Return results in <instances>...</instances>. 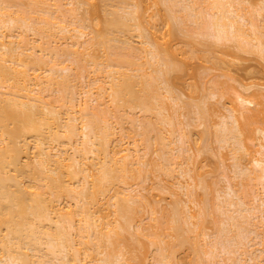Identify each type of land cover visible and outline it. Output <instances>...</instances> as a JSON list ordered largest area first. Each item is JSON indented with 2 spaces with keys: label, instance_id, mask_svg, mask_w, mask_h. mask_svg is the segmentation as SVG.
Segmentation results:
<instances>
[{
  "label": "bare ground",
  "instance_id": "1",
  "mask_svg": "<svg viewBox=\"0 0 264 264\" xmlns=\"http://www.w3.org/2000/svg\"><path fill=\"white\" fill-rule=\"evenodd\" d=\"M12 1L13 0H11V1L10 0H0V264H133L134 259H135L134 264L135 263L141 264L144 261V259H145V263H146L147 262L146 259L149 257V254L140 253L141 251L139 250L141 248V246L144 248V246H145V244L143 242L144 240L142 241L144 246L143 245L135 246L141 240V239L139 240L138 236L143 237L142 235H139V234H144L142 232L140 233V231H139V230H141L140 227L149 225V224H146V225L140 226L139 222H142L143 219H141V221H138L139 225L135 222V220L139 216L141 217L144 214L143 216L145 217V212L143 211V209H144L143 205L144 204H142V200L139 199L140 196H138V197L136 196L138 193V192L136 193V191H135L136 190L135 188L137 187V185L135 186V188L133 187L136 195H134L135 193L131 192L133 194V196L129 194L130 193L129 191L133 190V189L129 190V187L127 189H125V190H128V193H127V191H124V194H126V195L129 194L126 197V196H123V193L119 190V188H121V190H122V188H123L122 185H124L123 183H125L127 185L128 181L132 180V179L134 180L135 177L137 179V182H134L135 180L134 181L132 180V183L134 182L133 183L134 185L136 183V184H138L139 187H141V185L138 183V177L136 174V170L137 171L139 170L141 172L143 170H145L144 167H145L147 156L149 155L150 150L156 149V148L149 146V144L152 145V143H153V142L151 143L152 139H150V137L153 135V133L156 130L155 134L157 135V137L159 136V138L157 139V137H156L154 139L155 140L157 139V141H158L161 138V134H163V133L160 130V125H158L159 128L158 127L156 128L155 125H157L158 123L163 124V122H164V119L162 121V117L164 116V115H162L163 111L161 113H159L157 103L154 102V101L158 100V99L154 100L156 93L155 92H153L154 94L152 93V90L156 85L154 87L152 86L153 82L155 83V80L152 82L153 78L150 77L152 75H150L149 72L154 71L152 73L154 76V73L156 71L158 72V69L156 70L154 68L156 63L158 64L157 65L158 68H161L159 66H162V68H161L162 71H160L161 73H159L158 75H159V77H162L164 75L163 76L164 78L163 79L161 78V80L163 81L166 79L165 83H166V85H168L169 82L167 79H169L170 76L168 77L167 74L168 73L170 74L172 70H175L171 66V65H174V63H170V58L165 56V53L164 54L161 53V52H164L163 51L164 49H163V47H161L162 49L159 47L160 46L159 42H158V44L156 42L154 43L153 42L154 39L153 40L151 39L152 35L148 33V31H147L148 29L144 24L145 17L141 18V16L138 15L139 13H137V12H140V11H138L140 9L139 8L140 6L138 7V5H140V4L137 5L138 2H135L136 7L138 8V10H136L137 8H135V9L133 8L135 4L134 5L132 4V3H134V1L131 2L130 0H125L124 1L125 3L131 2L129 4L133 5L131 8L133 11L130 12L131 9L129 7H127L128 9H126V10L122 9L123 11H125V12H122L123 13L122 14V13H120V10H119L120 8H119L118 4L122 1V3H121L122 6H120V7H124L125 5L123 6V4H124L123 0H121V1L118 0V1H120L119 3H116L115 2L116 0L115 1L103 0L102 10H105L103 15L106 16L105 23H104L105 24V30L103 31L104 35L102 36L100 34H97L99 32L98 31L95 34L90 35L91 37L89 39H85L84 41L82 40V42H81L80 39L75 38V36L78 37V32H79L80 37H82L84 34L87 33L86 30L82 27L86 28L89 23L91 25H94V24L98 25L96 22H98V20L100 21V19H98L95 22L94 21L95 19L91 18L92 14H90L91 17H89V16L83 17L84 13L81 16L80 12H81V9L84 8L83 7L84 5L80 6L81 7V9H80L78 7V5L74 4L73 8L75 7V9H78V8L80 9V12H79L80 17H76V18H74V20L72 19V17L71 18L69 17L70 20L68 19L67 21H64V17L66 19L67 15L65 16L64 14L59 13V12H61V10L59 8L62 7L63 4L61 5V2L63 0L62 1L57 0V2H56L57 5H56V3H54L56 0L53 1V3H51V4H49L50 0H47V1H49L48 4L45 2V0L44 1L43 0H29L30 2L27 0L28 2L27 1L26 2L32 4L31 6L33 8V9L32 8L29 9L27 6L28 10H27V8L25 10L24 9L25 7L24 8L22 7L21 9H19L20 7H18L19 5H17L16 3H13V4L14 5L16 4L18 9H16L17 7L15 6L16 7L15 8L14 5H13V8H15V9H11V6H12L11 2ZM20 1L22 3L23 0H20ZM58 1H59L60 5L58 4ZM71 1L74 2V0H71ZM76 1L78 2V0H75V2ZM99 1H101V0H99ZM158 1L162 2V0H158ZM164 1H165L164 4L166 6V3L168 2V0H164ZM170 1H172V3L171 2L167 3L168 7H169V4H172V5L177 4L176 2H178L179 0H170ZM182 1L184 2V0H182ZM190 1L191 0H189V4H191V5H189V4H187V5H189L188 7L189 8L191 7V9H190V11L188 9H186V11L189 12V14L192 18L193 17L195 18L196 22H198V25H197V23H195L196 25H194V24L193 25L199 26L198 27L199 30L201 29L199 31V30H197L198 29L197 27L195 28L194 26H191L192 28L194 27L195 30L192 29L191 27L188 28L190 33L192 31V34H193V32L196 30L199 32L202 31L206 34L208 33L209 35L213 34V36H214L213 38L216 39V37H218V38H221V40L224 39V37L227 38L230 35H232V36H230V38L231 37H233V38L237 37V40H240L239 41L240 43H242L244 41L247 43V45H250V44L253 46L255 45L254 47H256L259 50V52H261V54H263V52H264V37H263V35H261V31L263 34V30H261L262 28L259 27L261 24L258 26L259 23L258 22H257L258 24L255 23V20H254L255 18L252 19V16L250 17L253 10L256 12L255 6L252 5L253 9L250 8L251 7L250 5L254 4L253 1H251V0H205V1L200 0L202 2L208 1V3H206V5L208 4V6L205 8L209 9L208 11H209L211 18H209V14L206 11H204V12H206L208 14V16H206V17L202 16L203 10H206V9H204L203 6H201L202 2L199 3V0H196L195 2H198L199 5H195L196 3H194V6H193L194 0L192 1V3H190ZM26 2H24L21 5H28ZM80 2H81V0H79V4L81 5ZM82 2H83V0H82ZM96 2L94 3V1H93L94 6L96 5ZM183 2H181V3H183ZM186 2L188 3V1H186ZM86 3H87V1H85V4ZM128 3H127V5H129ZM43 4H45V6ZM88 4H86V5H88ZM52 5L55 6V10L53 8H51ZM172 5H170L171 7H169L172 11L170 9H169V11L171 12L172 17H174V19H175L176 15L174 16V12H175L174 9H176L179 4H177V6L174 5V6H176L175 8H172L173 7ZM203 5H205V3ZM259 5H262V4H259ZM259 5H258L259 8L257 9L258 10L257 13L258 12L260 13V11L264 8V7L261 8ZM76 6H77V8H76ZM91 6H93V5L91 4ZM182 6H183V4H182ZM95 7H97V6H95ZM183 7H185V6H183ZM125 8H126V6H125ZM56 9L60 10L58 12L60 14V16L61 15L64 16V17L61 16V18H60L61 20L63 19L62 23L55 22L56 19L52 20L54 16L58 15V14H56V15L54 14V13H56L55 12ZM65 9H67V8L65 7ZM86 9H87V12L89 15V11H91V10L88 7H86ZM141 9H142V7H141ZM93 10L95 12L97 10V8H94ZM127 10H130V11L128 12ZM166 10H167V6H166ZM181 10H183V8ZM48 11L54 12V13L51 12L52 16H53L52 19L50 18L51 14L48 17V14H49ZM99 11H100V9H99ZM126 11H127V13H126ZM44 12H45V14L47 12V16H45V14L44 15L42 14ZM67 12H68V10H67ZM67 12L65 11L64 13L67 14ZM75 12H76V10H75ZM94 12H93V15H94ZM134 12H136V15ZM178 12H179V10L177 11V15H179ZM250 12H251V14H250ZM255 12H253L254 16H255ZM105 13H106V15H105ZM124 13H126V14H124ZM129 13H132V14H129ZM143 13H145V12L144 11L142 12V10H141V14H143ZM263 13H264V11L261 12L260 15H262ZM166 14H168V13H166ZM186 14H188V13L186 12ZM203 14L205 15V13H203ZM95 15H96V13H95ZM188 15L186 17L184 15V18H187ZM58 16H56V17L58 18ZM74 16H77V15H74V13H73V17ZM98 16H99V18L101 17V15H99V14H98ZM143 16H145V14H143ZM258 17H259V14H258ZM260 17H263V16H260ZM90 18H91V20H93L92 23L90 22L91 21ZM96 18H98V17H96ZM177 18L180 20V21L178 20V23L181 26L182 25L181 22L184 23L183 22L184 18H183V16L181 17V15H179V17H177ZM205 18L208 20H206ZM60 19H59V21H61ZM101 19H102V17H101ZM172 19L173 18H171V21H172ZM182 19H183V21H182ZM78 20H79V22H78ZM57 21H58V19H57ZM86 21L89 23L87 24ZM103 22L101 21V24L99 23V25L102 26ZM175 22L178 25L176 19H175ZM188 22H187V24H188ZM192 22H193V20H192ZM55 23H57L56 29L57 30L59 29V31H61V33L59 31H57V33H53V31H52V33L55 35L59 33L57 35V37L55 36L56 38H58V36H59V39H60V37H63V38L66 37L64 39L66 41H67V38L68 39L71 38V39H69V41L71 40L70 43L73 46L69 43V41H67L66 45L70 44L71 46L68 45L69 49L66 48L68 50H66L67 54L66 53L65 54L68 56H71L72 59L74 58L75 59V60H73L74 63H77V62H75L76 60L79 61V59H78V57H76L75 53H77L79 50L81 51L82 48H83V50L86 49L84 46H87V47H89V45L92 47L94 46L93 47L94 50L92 49V47H91L92 50L90 48H89L90 50L87 48L89 51L86 50L87 54L89 52V54H90L89 56H92V60L88 59L89 56H86V60L88 59L87 60L88 62H86V61L83 62L82 64H84V66H82V67H85V63H86V66L90 65L91 63L90 64H88V63H89V60H91L98 67L97 71L98 72L102 71V73H100V74H102V75L104 74V75H103V77H102V75H100V76L97 75L96 78L95 77L92 78L93 76L90 78L89 74H91V70H88V68H90V67L89 66H87L88 68L85 67L88 72L90 71V73L89 74H86V72L84 74L82 73L84 77L88 76L85 78L87 84H85L86 86L84 87L85 89L83 90L85 92V94H87V96H85V98L82 97L83 99H86L88 97V99H86L85 101L83 100L84 103H83V101L81 102L82 98L75 97V96H78V95H76V93L74 94V96L72 95L71 92H70L71 95L69 93L70 96H68L66 94V92L69 91L68 88H66V87L67 86L69 87V85L72 82L73 83L75 81H76L75 83L78 82L77 79L75 80L74 76L79 79V82H81L80 76H82V74L80 76H76L75 75L77 73L76 69H74V70H76L75 74L71 73V71H73L72 65L70 66L69 63L67 65H64V64L62 65L61 61H63V60H61L60 57L58 60L59 51H60V56H61V53L63 51V48H62V47H64V46H62L63 43L61 41V43L59 44V41H58L59 39H57V41H58V43L56 42L57 43L56 46H58V48H57L55 45H53V43H55V40H54V42L52 43V45L54 46L53 47L51 45V39H53V38L56 39V38L54 37V35H53V38H51L52 35L49 36V33H48L51 30H53L51 28H54ZM75 24H76V26H72ZM169 24H171V23H169ZM187 24H184V25L186 26ZM249 24H251V26L253 27V28L248 27L249 30H250V28L253 30V31L250 30V31H252V33L249 30H247V28L245 27L246 25L249 26ZM91 25H89L88 27H91ZM262 27H263V25H262ZM136 28L139 29V30H137V31H139V32H137L138 36H142V37L147 38L145 40L143 38L144 41L151 43L150 40H152L153 44L157 45V46H154L153 44L152 45L150 44L151 47L152 46L156 47L154 49L155 51L149 49L151 51H154V52H152V53H154L152 55V57L154 56L152 69L153 68L155 69V70H152V71H149L146 73V74L149 73V75H150V76L148 75L149 76L148 78H149V80L151 79L150 81L152 83L150 85H149V83L147 84L148 80L145 82L147 76H146L145 72L143 73V71H145V69H143V67H142V66H144V68H146L145 65H143V63H142L141 64L142 66L140 67L141 68L140 69L138 65H140L139 63H141V62H137L138 60L143 58V56H142V58H139L138 56L142 55L143 54L142 52H145V53L147 52V49L145 46V44H147V43L144 42V44H142V45H144L145 48H143L144 47L143 46L142 49H140V50L138 49L139 48L138 46L132 45L134 47V49H135V47H136V49H138L137 52L139 51L142 53V54L141 53L139 54V52H138L137 53L138 55L136 53H134L136 50L133 52V49H132L133 47L129 43V41L131 42V40L128 37H129L130 33L133 32L134 29H136ZM172 28L174 29V27L171 24V31H172ZM259 28H261V29H259ZM94 29L96 30L95 26H94ZM101 29H103V28H100V29L98 28V30H101ZM176 29H178V28H176ZM184 29H187V28L184 27ZM190 29H192V30L190 31ZM29 30L32 31V33H33V31L37 32L36 34L34 33V35L36 36L38 34L39 37L37 38V36H36L35 37L36 39L35 38H34V40L31 39V37L33 38L34 35L32 36V34H31V37H30L29 36L30 34L29 35L27 34V32H29ZM89 30L91 31L90 28L88 29V31ZM95 30L93 31V33L96 32ZM178 30H180V32H182L181 28H179ZM175 31L176 30H174L172 32L175 33ZM54 32H55V30H54ZM64 32H65V34H63L64 36H61L60 34H62ZM68 32H70V33L66 34ZM103 32H102V34H103ZM121 32H123L124 35L126 32L128 37L127 36L122 37V35H120V34H123V33H121ZM135 32H136V30H135ZM188 33L186 32L185 34L188 35ZM204 33H202V34H204ZM90 34H91V32H90ZM132 34H134V33H131V35ZM192 34H191V36H192ZM199 34H195V35H199ZM73 36L77 40L73 41ZM200 36H202V35H200ZM202 37H204L203 39L205 40L206 38H208V35L206 38H205V36H202ZM83 38H86V36ZM209 38H211V37H209ZM134 40H135V38H134ZM189 40H190V38H189ZM254 40H256V42H254ZM66 41L64 43H66ZM115 41H117V42L115 43ZM119 41L120 42L122 41V43H119ZM191 41H189V42L191 43ZM213 41H214V39H213ZM135 42H133V43L131 42V43L134 44ZM216 42H219V41H217V39H216ZM77 44L78 45L83 44L82 46H80L82 48L79 50L76 49ZM198 44H199V41H198ZM59 45L62 46L61 47L62 50L60 49ZM102 45H105L107 47L105 49V51L107 50L111 54V55H109V57L107 56L108 62H106L104 59V57H106V56L103 57V61H102V58L99 59L98 55L99 56L103 55V54L100 55L101 51H99L100 53H98V54L96 53V51L98 52L97 49L102 50L101 47L104 48V46H102ZM138 45H140V44H138ZM74 46H75V48H72ZM95 46L96 47L98 46L99 48H96ZM211 46H213V45H211ZM95 48H96V50H95ZM129 49H131V50H129ZM86 51H82V55L80 56V59L84 54L83 52H86ZM131 51L133 52L132 54L137 55V56L133 55V57L134 56L136 57V60L139 58L136 61L138 64L135 62V59H131V57H132V56L130 57V55H132ZM148 54H149V51L146 55H148ZM63 55H64V53H63ZM63 55L61 57H63ZM105 55H106V52H105ZM192 55L194 57V54H192ZM68 58H70V57H67V61L71 59V58L70 59H68ZM168 58H169V61H168ZM63 59L66 63V60H65L66 58L63 57ZM132 61L135 62L136 64H134ZM80 62L81 61H79V63H77V65H79ZM104 62L107 63L106 69H109L108 67L112 66V69L106 70V74L104 73L105 71H103L104 70L103 67H105L103 65ZM109 62H111V63H109ZM150 62H148V63L150 64ZM171 62H172V60H171ZM74 63H71V64H74ZM101 63H102L103 67H100ZM145 63L148 65V63L146 61H145ZM151 64H152V62H151ZM95 65H93V67ZM134 65H137V66L134 67ZM131 66L134 67V69L132 68V70H130ZM136 67L139 70L138 69L135 70ZM178 67H180V66H178ZM75 68H78V66ZM123 68H127L128 70L127 69L126 70L129 71V73ZM41 69L43 70V72H41ZM148 69H149V66H148ZM170 69H171V71H170ZM79 70L82 71L81 68ZM84 70L85 69H83V71ZM94 70H96V68ZM176 70H177V67H176ZM133 71L134 72L136 71V73H137V71L140 72L141 77H143L142 78L143 81H142V79H141V81L145 82V85H143L144 83L141 84V82L139 80L140 77L137 78L138 75H135V73H133ZM44 72H45V74H44ZM157 72L155 75H157ZM172 73H173V71H172ZM172 73H171V75H172ZM71 74H73V77H71L72 76ZM160 74H161V76H160ZM155 77L156 76H154V78ZM73 78L75 81L73 80ZM87 78H89V80H87ZM157 78L158 77H156V79ZM81 80H84V78H81ZM98 81L99 82L103 81L106 84L108 82V84H110V85H109V87H107L108 85L106 86L104 83L98 84ZM79 82H78V84H80ZM222 84H223V82H222ZM216 85H217V83H216ZM258 85H260V84H258ZM74 86H72V89H71V87L69 89L73 90V87H74V90H75L77 85L74 84ZM80 86H81V84H80ZM80 86H78V87H80ZM82 86H83V83H82ZM82 86H81V90H82ZM157 86L155 87V89L157 88ZM165 86H164V89H165ZM220 86H222V85H220ZM261 86H262V88L264 87L263 85H261ZM241 87H242L243 91L239 89L237 91L235 90L236 92H238L237 94H235L233 92L236 95L234 97L237 98L236 99L237 103H235V101H232V100H234V98L231 99V103H233V104L235 103V106L233 107L232 111L235 109L234 111H236L235 112L236 115L240 112H241L240 115H243V114L247 115L246 118H248L249 120H247L245 117L244 118H245V120H247L249 122H246V121L242 122L243 118L241 119L242 123L241 122L239 123L237 121H233V123L236 124L235 126L233 124V126L236 127V128H234L233 126H231L229 123H227L225 121L222 124V122L224 120L223 119L220 122L223 125L222 128H224V129H221V130H223V132L225 131L228 133L227 134L225 133V135H223L224 137L222 135L221 136L217 135V136L221 137V139L224 138L225 139L224 141H227V142H225L226 144L227 143L229 144L230 140H232L231 141L232 144H229L230 146L232 145L231 146L232 148L235 146V145L233 146V144H235V143L238 145L239 144L242 145L244 143L243 142V138H244L243 135H245V132H246V134L249 135L250 130H251V135L250 136L245 135V139L250 140L251 136H253V138L258 137V135L257 136L253 135L254 133H252V132L254 130L255 131L260 130L259 133H262L261 135H263V137H264V127H262V126H260V124H258L260 127H262V128H258L257 126L255 127V124H253L255 127V129H253V131H252L253 126L251 127V125H252L251 122L252 123H254L255 121L256 122H263V120L258 121V118L255 117L253 114L256 113L255 115H258L257 111H259L262 114L264 113V91L262 92L261 87L259 89L257 88V90L256 89H255V91L253 90V94H252L253 97H252V95H250L251 93L249 95H246V93H244V90L248 92L252 88L251 85L249 86L248 84L246 85L244 83V84H241ZM167 88H168V91L171 93V97L174 98L175 100L174 99L173 100L176 101V103H177L178 102L177 99H179V96L177 94H176V96L174 95V93H173L174 88L172 90V85L167 86ZM211 88H212V86H211ZM160 89H161V87L159 88V86H158L157 90L159 93H160ZM215 89H216V87H215ZM65 90H66V92L62 93ZM74 90H73V93H74ZM224 90H227V88H224ZM55 91H59L60 93L57 92L58 94H55L54 93ZM76 91H77V88H76L75 92ZM83 91H80V92H83ZM162 91L163 90H161V93H162ZM227 91H230V90H227ZM209 92H211V91H208V93ZM213 92H214V90H213ZM216 92L217 93L219 92L218 86H217ZM159 93H157V94H159ZM211 93H209L207 95H209V96H212V94H213V96L216 95V93L215 94L214 93L211 94ZM221 93H223V92L221 91ZM221 93H219L220 96L222 95ZM224 93L227 94L226 92H224ZM78 94H79V97L82 96V95L80 96V94H82V93H78ZM161 95L162 94H160V96ZM108 96H112V97H108ZM163 96H164V99H166L165 94H163ZM163 96H161V97L163 98ZM106 97L110 98L107 102L109 105V110L106 107L107 111L105 108L106 104H101V103L105 102ZM156 97H158V96H156ZM158 98L161 99L160 97H158ZM65 99H67V100H65ZM75 99H76V101H75ZM78 99L79 100L81 99L80 102L77 101ZM164 99H162V100L166 101ZM92 101H93V103H96V101H97L96 109H93V107L92 108L90 107V103ZM109 101H110V103H112V106H114V109H113L114 111L115 110L117 111V109H120L123 107L125 109L126 106L131 107V109L132 108L135 109V107H137V109H138L140 107L139 109L141 111H144V113L146 115V113H150V111L152 112V110H154V111L156 110V113L155 112H152V113L155 115L157 114L156 116H158V117L156 119L155 118H153V119H155L156 122H158V123H155V121H150V119L146 123L147 117L145 118V115H144L143 120L140 117L142 120L141 121L142 124H140V127L143 128V129L140 128V131L143 134V135H141L142 136L141 140L143 141L145 138L144 141H146V145H147V148H146L147 149L146 150L147 156L145 155V152L143 151L144 152L143 154L146 158V159L144 158L145 159L144 161H142L143 160V156H142L143 154H142V151H140L141 149H139V147L138 148L134 147V144H136V143H134L135 139H133V137H132L133 133H131L132 134L131 138L133 139L132 142L134 143L133 147L135 148V150L134 149H132V150H134V152L136 151L138 153L140 151V155L142 154L141 155L142 157H140V155L136 152H135L136 153L135 154L131 150V148H130L131 146H127V145H129V143L131 141H129L126 146L123 145L125 143V142H123V140H125L124 137H126V134H128L129 128L131 131L133 125L135 127V124L138 121H140V119L138 121H136V123H135L133 121L131 122V120L129 118L128 119V120H130V123H129L126 116L124 115L125 113H127V107H126L125 113H123V115L125 116V119H124V117L121 114L122 113L121 110H119V111H121L119 113L114 112V111L112 112V110H110V107L112 108V106L110 105ZM163 101H162V103H160L161 104L160 107H162V108L159 107L160 108L159 111H161V109L163 110V108L166 107V106H163V105H166L165 102L163 104ZM220 102L221 101H219V103ZM219 103H218V107H220ZM158 104H159V100H158ZM172 104H175V103H171V107H170L169 112L174 109L172 107ZM178 104H180V103H177V105ZM253 104H254V106L257 104V106H255L256 108H254L256 112H254ZM101 105H102L104 111L101 110L102 113L100 112L101 114H99L98 109H102V108H100ZM225 105L227 106L226 103H224V105L222 104L221 106L223 107ZM91 106H92V103H91ZM169 106H170V104H169ZM204 106H206V103ZM258 106L259 107L261 106V107L259 108ZM94 107H95V105H94ZM198 107H197V109H198ZM201 107H202V105H201ZM175 108H178V110H179L178 106H176ZM224 108H226V107H224ZM250 108H252L253 112H254V113L250 114V118L252 117L251 115H253V117L257 118V120H254L253 117L251 119L249 118L248 113H250V111H251ZM124 109H123V111H124ZM202 109H203V107L201 108V110ZM189 110L191 111V109H189ZM230 110H231V108H230ZM109 111L112 112V113H110V115L108 113ZM134 111L136 112V110H134ZM193 111H194V108H192V113H193ZM199 111L200 110H197V114H199ZM204 111H205L204 109L202 111H200L201 114L198 115V116H200V119H198V120H201V118H203V117H205L204 120L207 119L206 118L207 116H206ZM219 111H221V110L219 109ZM247 111H249V112L247 113ZM103 112L105 113L103 115L104 117L102 116ZM195 112H196V108H195ZM203 112H204L205 116L203 115V117H201ZM114 113H115L114 117L117 116V113H118V115L120 114V116H122L121 121H119L120 116H118L117 119H115L116 118L115 117L114 118L115 120H118L119 122H122L123 119L125 120V121L123 120V123H122L123 126L121 125L122 128L120 126V129L124 130L123 133H125V130L127 129V128L125 129V126H124V122H126V120H127V122H126L127 124L128 123H129V125H131V123H133V124H132V127L131 126L128 127V131L126 130L127 133H125L124 137H123V133L121 134L122 131L120 132L121 136H120V134H119V136L123 137V139L118 138L119 137V136H117L118 134L114 135V136L112 135L113 138H115L116 136H117V138L114 140V143H112L110 146V143L113 142L112 141L113 139L112 138H111L112 140L110 139V137H112V136H110V134L112 132H113L112 134H114V133L116 134V131H115L116 128H114V124H113L114 121L112 122V118H113L112 114H114ZM131 113H132V110H131ZM134 113H133V115H136ZM176 113H177V109H176ZM176 113H175V115H176ZM129 114H130V112L128 113V115ZM158 114H160V115H158ZM163 114L166 115L165 112ZM193 114H195V113H193ZM232 114L234 115V112H232ZM262 114L261 115L259 114L260 116H258V117L259 118L261 116L264 117V115H262ZM105 115H109L110 117L112 115V118L110 119V121L113 125H111L110 123H109L110 125H108V124L102 125L103 123L101 124L102 121L103 122H104V120L106 121ZM133 115H129V116H133ZM230 115H231V113L229 114L228 117H230V118L232 117L231 119H233V115L232 116H230ZM101 116H102V118L100 119ZM109 116H107V118ZM223 116H225V115H223ZM223 116H222V118H223ZM136 117L134 118L135 120H136ZM170 117L172 118V115ZM176 117H177V115H176ZM192 117H194V116H192ZM238 117H239V114H238ZM103 118H104V120H103ZM148 118H150V114H149ZM158 118H161V119H158ZM166 118L167 117L165 116V119ZM173 118L176 119L175 116ZM224 118H226V117H224ZM144 119H145V121H144ZM170 119H168V122H166V123H169V121H171V124H172L174 122V120L172 122V120H170ZM78 120H80V122ZM177 120H176V123H177ZM77 121L79 123H82L81 127H79L80 124L78 125ZM108 122H109V119H108ZM108 122H106V123H108ZM150 122H151V124H150ZM217 122H219V121L217 120ZM116 123L118 125V122H116ZM196 123H197V121H196ZM199 123H202V122H199ZM210 123H211V121H210ZM212 123H213V125H216V124H214V120ZM237 123H239V125H237ZM246 123L251 124V125L247 124L248 126H250L249 133H247V131H246V129L247 130L249 129V127L246 126ZM221 124L219 127H221ZM119 125H120V123H119ZM174 125H173V127H174ZM177 125H178V128L183 126V125L179 126L178 123H177ZM187 125H188V123H187ZM192 125H194V124H192ZM213 125L211 127H213ZM229 125H230V127H229ZM262 125L264 126V124H262ZM162 126L164 127V124ZM162 126H161V129H162ZM151 127H152V129H151ZM153 127H155L154 130H153ZM208 127H209V125H208ZM208 127H206V128H208ZM243 127L246 128L244 133L241 132V129H243ZM137 128H138V126L136 125V129H133V130L137 131ZM238 128H239V130L236 131L235 129H238ZM110 129H112V132ZM158 129L161 132H158L159 131ZM182 129H181V131H182ZM184 129H185V127H184ZM151 130L153 131V133ZM176 130H177V128H176ZM186 130H187V128H186ZM205 130H207V129H205ZM205 130H204V132H205ZM140 131L138 132L139 134L141 133ZM184 131H182V132H184ZM190 131H191V129L188 130V132H190ZM209 131H212V130H209ZM217 131L215 132L216 134H218ZM242 131H244V129ZM149 132L152 134L151 136L149 135ZM206 132H208V131H206ZM159 133H161V134L159 135ZM213 133H214V130H213ZM242 133H243V135H241ZM139 134H138V136H140ZM212 134H211V137H212ZM219 134H221V133H219ZM208 135L204 134L203 138L205 139V136L207 137ZM127 136H129V135H127ZM135 136H137V135H135ZM217 136L215 135V139L217 138ZM240 136L241 137L243 136L242 140H239V139H241V138H239ZM219 137H218V140H221V139H219ZM247 137H249V138H247ZM129 138H130V136H129ZM129 138H127V139H129ZM146 138L148 140H146ZM167 138L168 137L166 136L165 140ZM132 139H130V140H132ZM180 139H182L181 141L184 143V142H188L191 139V137L188 133L186 134L184 132L181 134ZM139 140H137V142ZM155 140H153L154 143H159V145L160 144L162 145L164 143V142L161 143L162 139H160V142H157V141L155 142ZM254 140H251V143ZM144 141H143V143H144ZM148 141H149V144H148ZM171 141H172V139L170 140V143H169L166 140L165 141L166 144L165 143L164 144L165 145L168 144V146H169L171 144ZM181 141H179V142H181ZM222 141L223 140H221L220 142H222ZM139 142H138V144L141 145V142L140 143ZM138 144H136V146H138ZM184 144H183V147H185ZM245 144L240 146V148L235 147L236 151L234 148H233L234 150L232 148H230V146L228 149L230 151L231 150L235 151V153L237 152V156H238V152L240 153V150L237 151L238 148L241 149V147H243ZM247 144H249V143L247 142ZM260 144H261L260 148L255 147L257 150L256 152H258V154L255 152L256 154L254 153L250 157V162H249V163H251L250 165L253 164L255 166L254 169L250 170L251 176H250V173L247 171L249 169L246 167H243L241 165L242 162L240 160L236 161V163H238L237 164L238 168H240L239 170H240L241 174H243L242 175L243 177L244 176L247 177V175H248L247 178H249V176H250L249 179L255 178L254 181H256V178H257L260 181L259 183H261L262 191L260 189V193L258 191L257 195L253 194L255 196V198H254V196H252V197L255 199L256 202L258 201V203L261 201L262 204H261V202L259 204L257 203L256 207L253 205V207H255V209H254L255 212H254V210L252 211V208H253L252 205H250L251 210H250L249 205H247V207H249V208H247L246 206H245V208L243 207L244 208L243 212H244V210L245 211L248 210V214L253 213L252 215L253 216L255 215L254 218H258L256 222L254 221V223H253L252 218L245 215V214H247L246 212L244 214L241 213V215H243V221H241L242 219L240 216L239 217L241 220H238V218H237V216L240 212L238 209L240 207H238V205H240L241 203H243L242 206L247 204L245 202L247 200V199L245 200L246 196L244 197V195L246 194V192L244 193V191L246 189L244 187L246 186L247 183L245 184V182L244 183L241 182L242 185L245 184V186L243 187L244 189L241 187V189H243V193H242L241 189H239V186L241 185L240 183H239L240 185L238 186L237 184H235L230 179H229L230 183L228 182V185H229L228 189H227L228 192L226 193L228 195H227V198L225 200L227 203L226 206L228 209H232L233 211H238V213L235 214V216H234V215L230 214L231 212H232V214H234V212L229 211L230 217L228 219V222H229V220H231L230 221L231 224L229 222L228 225H231V227L232 226L233 227L232 228L229 227L228 229L226 227L225 230H227V232H229L232 229V232H233V229H234L233 233L235 234V236H233V238L231 236L230 237L226 236V241H227V238L229 241L228 242L229 244L226 243L227 245L225 244L226 241H225L224 236L228 235V234L223 233V234H225L223 236L224 237L223 243L225 246L220 247V249L222 248L221 251L223 254L225 253L224 254L225 256H226V253L228 255L225 258L223 257L224 260L226 259V262H227V257H229V254L232 253V255H233L234 253H236V250H237L236 248L233 249L234 246L231 248V243H233L232 245L235 244L233 241L234 237L236 238L237 234L239 235V233H237V234L235 233V229L237 231L238 228L239 229L243 228L244 231L246 230L245 233L250 232V233H248V235L254 233L255 234L254 237H256V239L259 238L260 242L264 244V142L260 143ZM161 145L157 146V147H161ZM189 145H187V146H189ZM258 145L259 144H257V146ZM152 146H154V145H152ZM252 146H255V145L253 144ZM163 147H165L164 153H167L166 149H168V148H166V146H162L161 148H163ZM247 147H245V148H247ZM161 148H159V150H156L157 153L160 152L159 156H161V151H162ZM170 148H171V145L169 146V149ZM173 148H171L170 150H172ZM248 148H250V150H251V147H248ZM148 149H150L149 152H148ZM187 149H188V147H187ZM190 149H191V146H190ZM193 150H194V148H193ZM243 150L244 149H242L241 152ZM124 151H126V152H124ZM173 151H171V152H173ZM185 151H186V149H185ZM187 152H188V150H187ZM187 152H185V153H187ZM243 152H242V154H244V155H245V153H247L245 151H243ZM168 153H169V151H168ZM232 153L234 154V152H232ZM110 154H111V156H110ZM134 154H135V156H134ZM169 154H168V156H171V154L170 155ZM182 154H184V153H182ZM132 156L134 158L132 160L133 162L131 160L130 161L132 163L130 161H128L129 167H131V165L133 167V170L131 172V171H129L131 168L127 167L128 162H126V161L129 158L132 159L131 158ZM163 156H164V154L162 153L161 157H163ZM166 156H167V154H166ZM139 157L141 160L140 163H142V164L144 163L143 164L144 167L142 168V165L140 167L143 170H140L138 167H136L134 165V161L136 160L135 163H137V160H139L138 159ZM188 157H189V155H188ZM193 157H194V155H193ZM167 158L169 160V157H167ZM172 158H174V157L172 156ZM172 158H170V159H172ZM153 159H155V157ZM150 160L148 159L147 162L149 163ZM159 160H161V158ZM168 160L166 161L167 164L165 163V161L164 162L159 161V162L166 164L168 169L170 168V171H171V166L175 163L173 161H175L176 159L175 160L172 159V161L169 160L172 162V164ZM186 160L187 159H185V161ZM188 160H190V158H188ZM153 161L151 163L152 164V171H153L154 166H155L154 170H156V169L161 170L158 167H160V168H161V166L163 167V164L161 165V164H159V162L156 164V161H154L155 164H153ZM186 162H187L186 165H188V163H190L188 161H186ZM130 163H131V165H130ZM140 163L138 162L137 165L139 166ZM170 164H171V166H170ZM175 164H174V166H176ZM183 164H184V167H183ZM156 165H157V168H156ZM149 166L147 165V168ZM180 166H181L180 169L182 170V173L187 172V171L189 172L191 170L193 173H195L197 175L195 168L193 169V170H195V172H194L192 170V168H189V165L187 168V166H185L184 162H182V164H180ZM247 166L249 167V165H247ZM134 167H136L138 169L135 168L136 169L135 170ZM164 167L166 170L165 165H164ZM94 168L97 171L96 170L93 171ZM149 168H151V167H149ZM250 168H251V166H250ZM162 169H164V168H162ZM165 170H161V171L165 172ZM174 170H175V168L172 167L171 173L169 170H166V172L169 171L170 175L174 176V172H173ZM176 170H177V168H176ZM128 171L130 173L134 172L136 174L135 177H133L134 174H133V176L129 175L127 173ZM150 171H151L150 169L147 170L146 174H149V173L151 174ZM191 171L189 173H191ZM172 172H173V174H172ZM237 172L238 171H236V174H237ZM240 172H239V174H240ZM252 172H254L255 176H253ZM138 173H140V172H138ZM160 173H162V172H160ZM165 173H163V174H165ZM176 173L177 172H175V174ZM189 173H185V174L186 175L188 174V177H190V178L192 177L193 180H195V178H196L195 175H193V173H192L189 176ZM241 174L239 175L240 177H242ZM191 175H193V176H191ZM162 176H164V175H162ZM129 177L131 179H129ZM141 177H143V176H141ZM145 177L147 179V175ZM234 177H237V176H234ZM140 179H143V178H140ZM231 179H233V178H231ZM246 179L244 177V181ZM249 179H247V180H249ZM241 180H243V179L240 178V181ZM142 181L144 182V179ZM142 181L141 182L139 181V182L142 183ZM120 183H122V185H121L122 187L121 186L119 187ZM129 183L132 184L131 181H129ZM179 183H182V181L179 180ZM183 184L182 185L180 184L179 186H183ZM250 184H251V182H250ZM256 184H258V182ZM126 185L124 186L125 188H126ZM252 185L256 187V185H254L253 183H252ZM258 185L260 186V184H258ZM131 186H133V185H131ZM186 186H188V185H186ZM247 187H249V185H247ZM256 188H258V187H256ZM113 189H114V191H112ZM187 189H188V187H187ZM196 189L198 190V188L196 187V188H194L195 191L193 190V188L190 191H189V189L187 191L186 196L187 197L190 196L189 198L192 200L194 199L193 201H195V199H198L196 197L199 195V190L197 192ZM239 190H240V192H239ZM111 191H112V193H110ZM205 192L206 193H203V195H205L208 198V196L206 195L207 190ZM248 192H247V194H248ZM252 192L254 193V189H252ZM252 192H249L250 195ZM184 193H186V192L184 191ZM195 194L197 196H195ZM191 196L193 198H191ZM194 196H195V198H194ZM101 197L104 200V202H101L102 201ZM103 197H105V198H103ZM65 198L67 199V202H66L67 204L66 203L65 204L68 205L66 207H64V205H62L63 200H64V202L66 201ZM113 198H115V201L112 203L111 201L113 200ZM136 198H138L140 200V201L139 200L138 201H139V203H141L142 208H139V206H138V208H136V205H134L135 201L133 202V199L137 200ZM247 198L249 199V196ZM250 199H252V198L250 197ZM223 200L224 199H222V201ZM70 201H72V203ZM255 201H254V204H255ZM68 202H70V204ZM131 202H133V204ZM220 202L221 201L219 200V203ZM104 203H106V204H104ZM110 204H112V205L110 206ZM114 204L116 205L115 206L116 209L114 208V210H115L114 213L115 212L119 213L118 214L119 217H120V215L124 216V220H127V222H125L123 220V218L120 217L121 220H123L125 222L123 225L118 222V221H120V219L115 217L117 214H114L115 215L114 217L117 219L116 220L114 218V220L116 222H118L117 223L118 225L114 226L116 224V222L114 220H111V215L113 214V212H111V215H110V213H107V212L112 211V209H113L112 208L111 210H108V207H110V208L114 207ZM130 204L132 206H135V208H133L134 210L131 209L132 207ZM135 204H137V203H135ZM94 205H98V206L95 207ZM100 205L101 206L105 205V207H100ZM92 206H93V209H92ZM154 206L155 205L152 204L153 209H151L152 208L151 207L150 210H154L155 209ZM220 206L224 207V205H220ZM106 207H107V210H106ZM178 207H179V205H177L176 210L174 209L175 211L173 210V213L177 212V210L180 208V207L179 208ZM232 207H234L235 209ZM95 208H96V210H94ZM101 208H104V209L101 210ZM207 208H206V211L208 210ZM224 208H226V207H224ZM136 209H142L141 211L144 213L142 215H140L141 214L140 210L137 211ZM181 209H183V208L181 207ZM226 209H224V211H226ZM97 210L102 211V212L100 211L101 215H103L102 221L100 220V218H102V216H100V213H99V216H97V213H98ZM130 210H132V213L134 211L133 214H135L137 211V215L139 213V216H137V217L135 216L136 217V219H135V217H133V214L130 213L131 212ZM183 210H186V208ZM183 210H182V212H183ZM202 210H203L202 212H204V214L206 215L204 208ZM216 210H217V208H216ZM221 210H222V208H221ZM158 211L155 210L154 213L151 212V218L147 217L146 221H147V219L150 218L153 221L152 224H154V221H155V223H156V221L158 222L157 216H156V213ZM178 212H177V214L179 215L180 211H178ZM186 212L189 214V216L191 215L190 218L191 217L195 218L194 217L195 214L192 215L191 213H189L190 211H186ZM186 212H184V213H186ZM127 213H128L129 218L125 217L127 215ZM149 214H150V212H149ZM188 214H187V216H188ZM200 214H201V212H200ZM153 215L155 216L156 220L153 219L154 218ZM175 215H176V213H174L172 219L175 218ZM178 215H177V218H178ZM180 216H181V214L179 215V217ZM184 216L182 215V218ZM201 216L204 219L202 220V218H201L202 221H201L200 226L203 227L205 224H203L202 222H204V221L206 222V219H207L206 216L207 215L205 217L203 215H201ZM107 217H108V220L107 219L105 220V218H107ZM130 217H131V220H130ZM177 218H175L176 222H178ZM188 218L185 217V221ZM132 219H135V220L132 221ZM128 220L132 221V223L127 224ZM110 221H113L114 223L113 222L111 223ZM144 221H145V218H144ZM146 221H145V223H146ZM167 221H169V223H170V220H167ZM188 221H186L185 224H187ZM133 222H135L136 224H134ZM143 222H142V224H143ZM150 222H151V220H150ZM176 222H174L173 226L171 225V229H170V230H172L174 226H176V227L179 226V227H177V231L179 230L178 234H177V231H175V229L173 231L175 233H171L173 237L176 236L175 238H177V236L184 230V229L181 230V226L183 227L184 225L183 224L182 225H175ZM180 222H182V221H180ZM192 222H193V220H192ZM242 222H245L247 225H244L245 223H242ZM172 223H173V221H172ZM172 223H170V224H172ZM190 223H188V226ZM109 224L110 225L112 224L111 226H113V227H109L110 226ZM170 224L167 226H170ZM248 224H249V226H248ZM129 225L132 226V229H134V227H136L137 225H138L137 227H139V230H136V232L139 231V233L134 235V237H137L139 241L136 238L134 239V237L131 238L134 234V231L131 232L130 234L125 233V234H127L126 237L129 235V237L131 238L132 244L130 242V239L128 241L131 245H133L132 247H134V246L136 248H138V246L140 247L139 249H136V248L133 249L134 253L131 252L132 248L130 249V251L128 250L131 245L126 246V245H122V244H124V242L120 243L121 239H123V238H121L123 236V235H121V231H122L121 228H123L124 230L127 231ZM133 225H135V226L133 227ZM130 226H129V229H130ZM153 226H155V224L152 225V227ZM190 226H191V224H190ZM116 227H118V229ZM119 227H120V229H119ZM186 227H187V225L185 226V229H186ZM191 227H190V230H192ZM221 227H222V225L219 226V230H218L219 232H220ZM145 229H147V226L145 227ZM149 229H150V227H149ZM203 229L205 230V226L203 227ZM188 230H189V227H187V231H184V233L188 232ZM204 230L201 229V231H202L201 233L204 234V232L208 231V230H206V231H204ZM141 231H143V230H141ZM151 231L152 230H150V235H151ZM153 232H155V231H153ZM222 232H223V230L221 231V233ZM224 232H226V231H224ZM214 233L216 235L215 230H214ZM122 234H124V233H122ZM182 234H183V232H182ZM206 234L208 235V233H206ZM150 235H149V237L151 238ZM211 235H212V232H211ZM145 236H147V234ZM181 236H183V235L180 234L178 237H181ZM241 236L243 238L245 236V234L241 235ZM123 237H125V235ZM152 237L155 239V242H156V239L158 238L157 235L152 236ZM219 237H221V236H219ZM245 237H248V236H245ZM183 238H185V237L183 236ZM124 239H126V238H124ZM154 239H152L153 242H151L153 244H154ZM220 239H222V237ZM244 239L245 238H243V240ZM135 240H137L138 242L135 243ZM173 240L169 239L167 241V243L166 242L164 243V245L165 246L170 245L169 247L171 249L172 243H173V245L175 244ZM181 240H182V237H181ZM216 240H213V241H215V243H217L218 246L216 244H213V246L215 248H219V246H220L219 244L221 242H219V241L216 242ZM236 240H237V238H236ZM253 240H254V238H253ZM247 241H248V238H247ZM149 242L147 241L146 243H149ZM168 242H169V244H168ZM175 242L180 243V245H182V246L185 243V242L183 243V241H182L183 244H181V241L178 242V240H176V239H175ZM238 242H239V238H238ZM254 242H253V244L256 245V242L255 243ZM258 242H259V240H258ZM156 243L159 244V240ZM127 244H128V242H127ZM158 244H157V246L155 244L156 247L154 246L155 248H157V250H159L158 255L156 254V252H157L156 249H155L156 252L155 251L153 252V253H155L154 254L155 256L153 255L154 259L156 256H158L156 259L157 261L155 260V262H157L156 264H175V263H173V261L170 258L171 257L170 255L172 253H175L174 252L175 249H173L174 247L172 246V249L169 250V252H165L168 249H166V247L163 244H161V245H163L162 247L160 244H159L160 246L158 247ZM120 245H122L121 246L122 248L120 247ZM176 245L178 246V244H175L174 246H176ZM221 245H223V244H221ZM124 246H126V247H124ZM241 246H243V244ZM251 246H252V244H251ZM147 247H152V246L149 244V246H147ZM178 247H180V246H178ZM125 248L126 249L128 248L126 250L127 252L125 251ZM145 249H146V247L144 248V250ZM148 249L149 248H147L146 251ZM160 249H162V250H160ZM256 249L257 248H255V250ZM263 249H264V247H263ZM136 250L137 251L139 250L138 253L135 252ZM150 250H152V249L150 248ZM218 250L212 249V253L216 255L217 253L221 252ZM244 250H245V248H244ZM244 250L242 249V252H241V250H239L241 252V255L243 254L245 256L244 253L246 252V256H245L246 259H247V256L248 257L250 256V258H248V259L253 260V262L251 260H250V262L254 264L255 258L257 259V257H256L257 254L255 256H253L254 254L252 253V251L250 252L249 249H247V248H246L245 252H243ZM171 251H172V253H170ZM239 251H237V253ZM247 252H249V253H247ZM127 253H129V256ZM148 253H150V252H148ZM100 254L102 255L101 257H100ZM210 254H211V252H210ZM261 255H263V254H261ZM219 256H221V255L219 254ZM232 257L233 256H230L229 258L232 259V261H234V259H235V261L233 263H235L236 260H238V259H239L238 262L240 261V264H247L248 263V262L246 263L243 261L244 260L243 256L240 257L241 259L238 257H236V258L234 257V259H233ZM130 258H132L133 262L130 261ZM223 258H221V259H223ZM213 259H216V257H214ZM258 260H259V255H258ZM155 262H154V264H155ZM214 263H215V261H214ZM152 264H153V262H152ZM260 264H262V263H260Z\"/></svg>",
  "mask_w": 264,
  "mask_h": 264
},
{
  "label": "rangeland",
  "instance_id": "2",
  "mask_svg": "<svg viewBox=\"0 0 264 264\" xmlns=\"http://www.w3.org/2000/svg\"><path fill=\"white\" fill-rule=\"evenodd\" d=\"M11 1V0H10ZM24 2H26L27 0H23ZM22 1V3H21V1L20 0H13L11 3H12V6H11V9H15L16 7H17V5H19L18 7H20L19 9H21L22 7L26 10V8H27V6H28V8L29 9H31L32 8V4H30V3H27L28 5H21V4H23L24 2ZM44 1V0H43ZM53 1H55V0H50V2L49 1H47V0H45V2L48 4V2H49V4H51V3H53ZM62 1V0H61ZM64 1V2H63ZM62 2H61V5H62V7L61 8H59L60 10H61V12H59L60 10H58V9H56V13H54V12H52V13H54L55 15L56 14H58V15H56V16H58V18L56 17V16H52V13L51 12H49V14H48V17H49V15L51 14V16H50V18L52 19V17H53V19L52 20H54V19H56L55 20V22H60V23H62V21H63V19L61 20L60 18H61V16L62 17H64L63 15H61L60 16V14L62 13V14H64L65 16L67 15V17H66V19H65V17H64V21H67L68 19H69V17L71 18L72 17V19L74 20V18H76V17H80V14H81V16H82V14H83V17H85V16H89V17H91L90 16V14H92V17L91 18H93V19H95L94 21L96 22L98 19H100V21L98 20V22H96L98 25H95L94 23V25H91L89 22H87L86 21V23L88 24V26L89 25H91V27H82V28H84L85 30H86V32L88 33H86V34H84L82 37H80L79 36V32H78V37L77 36H75V38H79L80 39V41L82 42V40L84 41L85 39H89L91 36L90 35H93V34H95V33H97L98 31V33L97 34H100V35H104V30H105V19H106V16H104L103 14H104V12H105V10H102V3H103V0H101V1H99V0H93L94 1V3L96 2V5L95 6H97V7H95L94 6V4H93V1L92 0H83V2H82V0H81V5L79 4V0H78V2L76 1L75 2V0H74V2L73 1H71V0H63ZM85 1H87V3L86 4H88V5H86L85 4ZM92 1V2H91ZM113 1H115V0H113ZM121 1V0H120ZM120 1H118V0H116L115 2L116 3H119ZM125 0H123V6L125 5L126 6V8H125V6L124 7H120V6H122V1L118 4V6H119V10H120V13H122V12H125V11H123V10H126V9H128L127 7H129L130 9L132 8V6L134 5V9L135 8H137L136 7V3L135 2H138L137 3V5L138 4H140V5H138V7L140 8L139 10H138V8L136 9V10H138V11H140V12H137V13H139L138 15H140L141 16V18H144L145 17V22H144V24H145V26L147 27V31H148V33L149 34H151L152 35V37H151V39L153 40V42L155 43H157L158 44V42H159V44H160V48L161 47H163V51L164 52H161L162 54H164L165 53V56H167V57H169L170 58V63H174V65H171L175 70H172L173 71V73H172V71H171V69H170V71H171V73H172V75H171V73L169 74H167L168 75V77H169V79H167L168 80V82H169V84L168 85H166V83H165V80H161V78L163 79L164 77V75L162 76V77H159V73H161L160 71H162L161 70V68H162V66H159V67H161V68H158V64L156 63V65H155V69L157 70L158 69V72H157V75H155L156 74V72L154 73V76H156V77H158L157 79H156V77L154 78V76H153V72H149V71H152V70H155L154 68L152 69V65H153V58H154V56L152 57V55L154 54V53H152V52H154L155 50V48L156 47H151V45L153 44V42H152V40H150L151 41V43L150 42H147V41H144L145 39H147L146 37H142V36H138V33L137 32H139V31H137V30H139V29H134V31L133 32H131V33H134V34H132L131 35V33H130V35H129V37H128V35L126 34V32H125V35H124V33L123 32H121V33H123V34H120V35H122V37L123 36H127L130 40H131V42L133 43V42H135L134 44H132L130 41H129V43L131 44V46L133 45V46H138L137 48L140 50V49H142V47L144 46V45H142V44H144V42H146L147 44H145V46H146V49H147V52L145 53V52H139V54L141 53L142 55H140V56H138L139 58H142V56H143V58L142 59H140V60H136V57L135 56H137L138 54V52H137V50L138 49H136V47H135V49H134V47L132 48L133 49V52L134 53H136L137 55H135V54H132L133 52L131 51V54L132 55H130V57H131V59H135V62L137 61V62H141V63H139L140 65H138L139 66V68L142 66L141 64L143 63V65H145V67L146 68H144V66H142L143 67V69H145V71H143V73L145 72V74L147 73V72H149L150 73V75H152V76H150L149 75V73L148 74H146V76H147V78H146V80H145V82L148 80V82H147V84L149 83V85L150 84H152L151 83V79L149 80V76L151 77V78H153V80H152V82L155 80V83L153 82V84H152V86L154 87L155 85L157 86H159V88L161 87V89H160V93L158 92V90H157V88H158V86H157V88L155 89V87L153 88V90H152V93L153 92H155L156 93V95H155V99L154 100H156V99H158L159 100V104H158V100L157 101H154V102H156L157 103V106H158V112L159 113H161L162 111V115H164L163 117H162V121H163V119H164V122H163V124H164V127L161 125V124H159L158 122H156V118L158 117V116H156L155 114H153L152 112H155L156 113V110L154 111V110H152V112L150 111V113H146V115H145V113H144V111H141L139 108L137 109V107H135V109L134 108H132L131 109V107H127V113H125V110H126V107H125V109H124V107L123 108H120V109H117V111L115 110H113L114 109V106H112V103H110V101H109V103H110V105L112 106V108L110 107V110H112V112L114 111V112H121L122 111V116L124 117V119H125V116H126V118H127V120L130 118V120H131V122L133 121V122H135L136 123V121H138L139 119H140V121H138L136 124H135V127H134V125H133V127H132V124L133 123H131V125H129V123H130V120H128V124L126 123L127 122V120H126V122H124V126H125V129L128 131V127H132V129H131V131H130V128H129V131H128V134H126V137H124V135H125V133H127V131L125 130V133H123L124 132V130H122V129H120V126L122 125L123 126V120H122V122H119V121H121V117L122 116H120V114L118 115V113H117V116H115L114 117V115H115V113L114 114H112L113 115V118H112V115H111V117L109 116L110 115V113H112V112H108L109 113V115H105V117H106V121L104 120V118H103V120H104V122L102 121L101 122V124L102 125H105V124H108V125H113L114 124V128H116V134L114 133V134H112L113 132H112V129H110L111 130V134H110V136H114V135H117V136H119V134H120V132H121V134L123 133V137H124V139L125 140H123V142H125L123 145H127L128 144V142L129 141H131L130 143H129V145H127V146H131L130 148H131V150L132 149H134L135 150V148L134 147H139V149H141L140 151H142V154L145 152V155L147 154L146 152V148H147V145H146V141H144L145 140V138H144V143H143V141L141 140V135H143L142 134V132L140 131V128L141 129H143L142 127H140V124H142V120H143V116L145 115V118L147 117V120H146V123H147V121L150 119V121H155V123H158L157 125H155L156 126V128L158 127V125H160V130L162 131V133L163 134H161V133H159V135L161 134V138L160 139H162L161 140V143H165L166 144V140H167V142H169L170 143V140L172 139V141H171V148H173L172 150H170L169 149V146H168V144L167 145H165L164 143V145L162 144H160L161 145V147L162 146H166V148H168V149H166V151H167V153H164V148L165 147H163V148H161V147H157V146H160L159 145V143H154V141L153 140H155L154 138H156L157 137V135L155 134V132H156V130H155V132L153 133V131H152V133H153V135L149 132V135L151 136L150 137V139H152L151 140V143H152V145H154V146H152V145H150L149 144V141H148V144H149V146H151V147H153V148H156L155 150L154 149H148V152H149V150H150V152H149V155L151 156H147V160H146V164L149 166V167H151V168H149L151 171V174L149 175V174H146V172H147V170H149L148 168H147V165L145 164V167L143 166V164L142 163H140L141 162V160H140V157H142L143 156V160L142 161H144L146 158H145V156H144V154L141 156L140 155V151H139V153L138 152H136V153H138L139 155H140V157L138 158L139 160H137V163L139 162L140 164H139V166L137 165V163H135L136 162V160L134 161V165L136 166V167H138L140 170H143L142 168L144 167V169L145 170H143L142 172L141 171H137L136 169H138V168H136V167H134V169L136 170V174H137V177H138V183L141 185V187H139L138 186V184H136L135 183V185L133 184L134 182H137V179H136V177H135V173L133 172V173H130L129 171H131L132 172V170H133V167H132V165H131V163L133 162L132 160L134 159L133 158V156L131 157L132 159H127V161L126 162H128V161H130L131 163H130V165H131V167H129V162H128V164H127V167H129V168H131L127 173L129 174V175H131V176H133V174H134V176L133 177H135L134 178V182L132 183V180H129V181H131V183L132 184H130L129 183V181H128V183H127V185L125 184V183H123L124 185H122V183H120V185H119V187L122 185L123 186V188H122V190H121V188H119V190L123 193V196H128L129 194L130 195H132L133 196V194L132 193H135V191H136V193H137V195H136V193L134 194V195H136L137 197L138 196H140L139 197V199L140 200H142V204H144L143 205V211L145 212V217L143 216L144 214V212H142L141 210L142 209H136L137 211H139L140 210V212H141V214L140 215H142L144 218H145V221H146V218L147 217H150L151 218V212H153L154 213V211L155 210H159L157 213H156V216H157V220H158V222L156 221V223H155V221H154V224H155V226H153L152 227V225H154V224H152V219H147V221H146V223H145V221H144V218L141 216H139V213H138V215H137V211H136V213L135 214H133L134 213V211H133V213H132V210H134L133 208H135V206H132L131 204V209L132 210H130L129 212L131 213V214H133V217H137V216H139L137 219H136V217H135V219H132V221L133 220H135V222L139 225V223H140V226H142V225H146V224H149V225H146L147 226V229H145V227L146 226H143V227H140V229L141 230H143V231H141V230H139V227H134L135 225H133V227H134V229H132V226H130V229H129V226H128V230L126 231V230H124L123 228H121L122 229V231H121V235H125V237H121V238H123V239H121V241H120V243L122 242H124V244H122V245H126V246H129V245H131L132 244V240H131V238H133L134 237V235L135 234H137V233H139V231H140V233L142 232V233H144V234H139V235H142L143 237H141V236H138V238H139V240H140V242H138L139 240H138V238L137 237H134V239L136 238L137 240H135V243H137L138 242V244H136L135 246H137V245H143L144 246V244H145V246H144V248L146 247V249L147 248H149L147 251H146V249L144 250V248L141 246V248L138 246V248H136L135 246L134 247H132L133 245H131L130 246V248L128 249L129 251H130V249L132 250L131 252H133L134 250L133 249H139L141 252L140 253H145V254H149V257L146 259L147 260V262L145 263V259H144V261L142 262L143 264L145 263V264H152V262H153V264H154V262H155V260L157 259V257L158 256H156L155 257V259H154V254L155 253H153L154 251H155V249L157 250V248H155L156 246H157V244L158 243H156L158 240H159V244L161 245V244H163L164 245V243L166 242L167 243V241L170 239H174L173 241H174V243L175 244H178V246H180V247H178L177 245L176 246H174L173 245V243H172V246L174 247L173 249H175L174 250V252L175 253H172V251L170 252V253H172L170 256V258H171V260L173 261V263H175V264H240V261L238 262V260H236V262L235 263H233L234 261H235V259H234V257L236 258V257H238V258H240V257H244V262H248L247 264H253V263H251L250 262V260L251 259H248V258H250V256L248 257L247 256V259H246V248L247 249H249V251L251 252L252 251V253L254 254L253 256H255L256 254H257V259L255 258V260H254V264L256 263V264H260V263H262V264H264V249H263V247H264V244L263 243H261L260 242V239L259 238H257L256 239V237H254V233L253 234H249L248 235V233H250V232H248V233H245L246 232V230L244 231V229L242 230L241 228L239 229H237V231H236V229H235V233L237 234V233H239V235L237 234V236H236V238H237V240H236V238L234 237V239H233V241H234V245H232L233 243H231V248L233 247V249H237L236 250V253H234L233 255H232V253L231 254H229V257L230 256H233L232 258L234 259V261H232V259H230L229 257H227V262H226V259L224 260V258L226 257V256H228L227 255V253H226V256L222 253V248L220 249V247H222V246H225L224 245V243H223V241H224V237H225V241H226V236H228V237H232L233 238V236H235V234L233 233L234 232V229H233V232H232V229L229 231V232H227V230H225V228L227 227V229L230 227V228H232L231 227V225H228V223L231 221V220H229V222H228V219H229V217H230V215H229V211H233L232 209H228L227 208V206H226V198H227V195L228 194H226L227 192H228V182L230 183V180L231 181H233L235 184H237L238 186H239V189H241V187L243 188L244 186H245V184H246V186L244 187V188H248L247 190L245 189V191H244V193L246 192V194H247V192L249 191V192H252V189H254V193L252 192L251 193V195H250V193L248 192V196H249V199L247 198L248 196L245 194L244 195V197H245V202L247 203H245L246 205H244V206H242V204L243 203H241L240 205H238V207H240V208H238L239 209V214H238V216H237V218H238V220H241V221H243V215H241V213H247V214H245V215H247V216H249L250 218H252V220H253V223H254V221L256 222L257 221V219L258 218H254L255 217V215L253 216L252 214H248V210H244V212H243V209L245 208V206L247 207V205H249V207H250V210H251V206L250 205H252V207H253V205L256 207V204L258 203V201L256 202L255 201V196L254 195H257V193H258V191H259V193H260V189H261V191H262V187H261V183H259L260 181L256 178V181L258 182V184H260V186L258 185V184H256L257 182L256 181H254L255 180V178L253 179V178H251V179H249L250 178V176H251V172H250V170L251 169H254L255 168V166L252 164V165H250L251 163H249L250 162V157L257 151L256 150V148H260L261 146V144L260 143H263L264 142V137H263V135H261L262 133H259V131L260 130H257V131H253V129H255V127L257 126L258 128H262V127H264L262 124H264V117H258V116H260L262 113H260L259 111H257V113H258V115H255L256 113H254V112H256L255 111V109L254 108H256L255 106H257V104L254 106V104H253V109H254V112H253V109L252 108H250V113H248L249 111H247V113L249 114V118H250V114H252V113H254L253 115L255 116V117H257L258 118V121L259 120H263V122H254V123H252L251 122V124L250 123H246V126H248L249 124L251 125V127L253 126V128H252V133H254L253 135H255V136H257L258 135V137H254L253 138V136H251V139L248 141L247 139H245V135L246 136H250L251 135V130H250V126H248L249 127V129L247 130L245 127H243V129H244V131H242L243 129H241V132H245V129H246V131H247V133H249V130H250V133H249V135L248 134H246V132H245V135H243V133L241 134V135H243L244 136V138H243V144H245L243 147H241V149H239L240 148V146H242V145H238V144H236L235 142V144H233V148L235 149V147H239L238 148V150L237 151H239L240 150V153L238 152V156H237V152L235 153V151H236V149H235V151H230L228 148H229V144H232V140H230V143L228 144H226L225 142H227V141H224L225 139L224 138H222L221 139V137H219V136H217V135H225V133L227 134L228 132H223V130H221V129H224V128H222L223 127V123H224V121L225 122H227V123H229L231 126H233V124H234V126L236 125L235 123H233V121H237V122H241V119H242V122L243 121H246V122H249V121H247V120H249L248 118H246V116L247 115H245V114H243V115H240V113H238L239 114V117H238V114L236 115V111H232V109H233V107L235 106V103H237V98H235L234 96H236L235 94H237L238 92H236L237 90H242L243 91V89H242V87H241V84H248L249 86L251 85V89L247 92V91H245L244 90V93H246V95H249L250 93V95H252L253 94V90L255 91V89L257 90V88L259 89L260 87H261V90H262V92L264 91V87L262 88V86L261 85H263L264 86V52H263V54H261V52H259V50L256 48V47H254L253 45H247V43L246 42H242V43H240L239 41L240 40H237V37H231L230 38V36H232V35H230L229 37H224V39H222L221 40V38H218V37H216V39H217V41H219V42H216V39L215 38H213L214 36H213V34H211V35H209L208 33L206 34V33H204V32H202V33H204V34H202L201 32H199L200 30H199V26H194V25H196L195 23H197V25H198V22H196V20H195V18L193 17H191L190 16V14H189V12L188 11H186V9H188L189 11H190V9H191V7L189 8L188 6L189 5H191V4H189V0H184V2L182 1V0H179L178 2H176L177 4H179L178 6H177V4H174V5H176L177 6V8L176 9H174L175 10V12H174V16H175V19H176V21H177V23H178V18L177 17H179V15H181V17L183 16V18H184V15H185V17L188 15V17L187 18H184V21H183V19H182V21L184 22V23H182L181 22V26L179 25V23H178V25L176 24V22H175V19H174V17H172V15H171V12L169 11V7H171L170 5H172V4H169V7H168V5H167V3H169V2H171L172 3V1H170V0H168V2L166 3V6H167V10H166V6H165V4H164V0H162V2L160 1H156V0H130L131 2H133L134 1V3H132L133 5H131V4H129V3H131V2H127L129 5H127V3H125L124 2ZM186 1H188V3L186 2ZM192 1L193 0H191L190 1V3H192ZM196 0H194L193 1V6H194V3H196L195 5H199V3H201L202 1H200L199 0V3L198 2H195ZM205 1V0H204ZM251 1H253V3L255 4H251L250 6V8H252L253 6H255V8H256V12L253 10L252 11V14H251V12H250V17L252 16V19L253 18H255L254 20H255V23H257L258 24V26L259 27H261V28H259V29H261V30H263V34H262V31H261V35H263V37H264V13L262 14V15H260V13L261 12H263L264 10V0H251ZM30 2V1H29ZM44 2V3H45ZM57 2V0L54 2V3H56ZM101 2V3H100ZM114 2V3H115ZM181 2H183V3H181ZM249 2V1H248ZM6 3V2H5ZM13 3H16L15 5L13 4ZM20 3V4H19ZM25 3V4H26ZM78 3V4H77ZM100 3V4H99ZM186 3V4H185ZM205 3V5H203V4ZM201 3V6H203L204 7V9H206V10H203V13H205V15L202 13V16L204 17H206V16H208V14H209V9L208 8H205V7H207L208 6V4L206 5V3H208V1H206V2H202ZM252 3V2H251ZM30 4V5H29ZM58 4H59V1H58ZM65 4V5H64ZM74 4L75 5H78V7L81 9V7L80 6H83L84 8H82L81 9V12H80V9L78 8V9H75V7L73 8V6H74ZM91 4L93 5V6H91ZM182 4H183V6H185V7H183L182 6ZM187 4H189V5H187ZM259 4H262V5H259ZM13 5H14V7L15 8H13ZM44 6H45V4H43ZM42 5V6H43ZM56 5H57V3H56ZM60 5V4H59ZM174 5H172L173 7L172 8H175L176 6H174ZM181 5V6H180ZM187 5V6H186ZM249 5V4H248ZM253 5V6H252ZM258 5L261 7V8H263L261 11H260V13L258 12L257 13V9L259 8L258 7ZM30 6V7H29ZM50 6V5H49ZM48 6V7H49ZM64 6V7H63ZM100 6V7H99ZM200 6V7H201ZM257 6V7H256ZM18 7L16 8V9H18ZM47 7V6H46ZM65 7L67 8V9H65ZM70 7V8H69ZM86 7H88L91 11H89V15H88V12H87V9H86ZM141 7H142V9H141ZM179 7V8H178ZM181 7V8H180ZM202 7V8H203ZM28 8H27V10H28ZM51 8H53L54 10H55V6L54 5H52V7ZM64 8V9H63ZM69 8V9H68ZM73 8V9H72ZM76 8H77V6H76ZM94 8H97V10L94 12ZM125 8V9H124ZM183 8V10L185 11H183V10H181ZM201 8V9H202ZM33 9V8H32ZM72 9V10H71ZM76 10V12H75V10ZM99 9H100V11H99ZM123 9V10H122ZM144 9V10H143ZM253 9V8H252ZM251 9V10H252ZM58 10V11H57ZM64 10V11H63ZM67 10H68V12H67ZM93 10V11H92ZM141 10H142V12L144 11L145 13H143V14H145V16H143V14H141ZM171 10V9H170ZM179 10V15H177V11ZM181 10V11H180ZM211 10V9H210ZM260 10V9H259ZM67 12V14L66 13H64V12ZM74 11V12H73ZM103 13H102V12ZM128 12L130 11V10H127ZM127 11H126V13H127ZM133 10L131 9V11L130 12H132ZM172 11V10H171ZM204 11H206V12H204ZM213 11V10H212ZM60 14H59V13ZM71 12V13H70ZM74 13V15H77V16H74L73 17V13ZM79 12H80V14H79ZM92 12V13H91ZM93 12H94V15H93ZM184 12V13H183ZM186 12L188 13V14H186ZM253 12H255V16L253 15ZM76 13V14H75ZM95 13H96V15H95ZM126 13H124V14H126ZM135 13V15H136V12H134ZM166 13H168V14H166ZM173 13V12H172ZM181 13V14H180ZM183 13V14H182ZM38 14V13H37ZM43 15L45 14V12L44 13H42ZM98 14L99 15H101V17H102V19H101V17L99 18V16H98ZM123 14V13H122ZM129 14H132V13H129ZM257 14V15H256ZM258 14H259V17H258ZM69 15V16H68ZM72 15V16H71ZM105 15H106V13H105ZM137 15V16H138ZM45 16H47V12H46V14H45ZM94 16V17H93ZM143 16V17H142ZM169 16V17H168ZM260 16H263V17H260ZM96 17H98V18H96ZM104 17V18H103ZM91 18H90V20H91ZM171 18H173L172 19V21H171ZM208 18V17H207ZM209 18H211L210 17V14H209ZM57 19H58V21H57ZM59 19L61 20V21H59ZM71 19V20H72ZM206 19V18H205ZM70 20V19H69ZM77 20V19H76ZM89 20V19H88ZM143 20V19H142ZM186 20V21H185ZM192 20H193V22H192ZM195 20V21H194ZM206 20H208V19H206ZM101 21L103 22V25L101 26V25H99V23L101 24ZM134 21V20H133ZM144 21V20H143ZM180 21V20H179ZM189 21V22H188ZM78 22H79V20H78ZM91 23L93 22V20H91L90 21ZM175 22V23H174ZM187 22H188V24H187ZM57 23H55V26H54V28H51V29H53V30H49L50 32H48L49 33V36H51L52 35V37L51 38H53V35H54V37L56 36L57 37V35L59 34H53V33H57V31H59V29L57 30L56 29V25H57ZM169 23H171L172 24V26L174 27V29L172 28V31H174V30H176L175 31V33L174 32H172L171 31V24H169ZM174 23V24H173ZM77 24V23H76ZM76 24L75 25H72V26H76ZM184 24H187L186 26L184 25ZM194 24V25H193ZM262 25H263V27H262ZM79 26V25H78ZM93 26V27H92ZM94 26H95V28H96V30L94 29ZM97 26V27H96ZM176 26V27H175ZM191 26H194L195 28L197 27L198 29L197 30H199V31H194L193 32V34H192V29H194V27L192 28ZM183 27V28H182ZM184 27H186L187 29H184ZM192 28V29H190V31H191V33L189 32V29L188 28ZM246 28H247V30H249V28L248 27H252L251 26V24H249V26L248 25H246L245 26ZM81 28V27H80ZM81 28V29H82ZM91 29V31L89 30L88 31V29ZM98 28L100 29V28H103V29H101V30H98ZM176 28H181V31L182 32H180V30H178V29H176ZM253 28V27H252ZM54 30H55V32H54ZM96 31V32H94L93 33V31ZM135 30H136V32H135ZM185 30V31H184ZM195 30V29H194ZM250 30H252L251 28H250ZM249 30V31H250ZM52 31H53V33H52ZM103 32V34H102V32ZM253 31V30H252ZM252 31H250L251 33H252ZM60 33H61V31H59ZM90 32H91V34H90ZM172 32V33H171ZM178 32V33H177ZM184 32V33H183ZM188 33V35H186L185 33ZM249 32V33H250ZM34 33L36 34L37 32H34L33 31V33H32V31H30L29 30V32H27V34L31 37V34H32V36L34 35ZM70 32H68V33H66V34H69ZM200 33V34H199ZM250 33V34H251ZM63 34H65V32L64 33H62V34H60L61 36H64ZM137 34V35H136ZM191 34H192V36H191ZM195 34H199V35H195ZM140 35V34H139ZM150 35V36H151ZM200 35H202V36H205V38L207 37V35H208V38L209 37H211V38H206L205 40L203 39L204 37H202V36H200ZM37 36V38L39 37V35L37 34L36 35ZM35 35L33 36V38L31 37V39H33L34 40V38L36 37ZM86 36V38H83V37H85ZM133 36V37H132ZM138 36V37H137ZM190 38V40H189V38ZM251 36V35H250ZM253 36V35H252ZM55 37V38H56ZM140 37V38H139ZM262 37V38H263ZM49 38V37H48ZM66 37H60V39H59V36H58V38H56V39H51V45H52V43L54 42V40H55V43H53V45H57V43H58V41H59V44L61 43V41H62V43H63V45L62 46H64V47H62L61 45H59V47H60V49L62 50V48H63V51H62V53H61V56L63 55V53H64V55H63V57H65L66 59V63H65V61H64V59H63V57H61L60 56V51H59V55H58V60H59V57L61 58V60H63V61H61L62 62V65L64 64V65H67L68 63L70 64V66L72 65V67H73V71H71V73H76V70H77V73L75 74L76 76H80L82 73L84 74L85 72H86V74H89L90 73V71L88 72L87 71V69L86 68H88L87 66H89L90 68H88V70H91V74H89V76H90V78L92 77V78H96L97 77V75L98 76H100V75H102V74H100V73H102V71L100 72H98L97 71V66L95 65V63L94 62H92L91 60H92V56H89L90 54H89V52H88V54H87V51H89L90 49H91V47L92 46H90L89 45V47H87V46H84L86 49H84L83 50V48L82 47H80V46H82V45H78L77 44V46H76V49H81L82 48V50L79 52H77V53H75L76 54V57H78V59H79V61H81L80 62V64L79 65H77V63H79V61H75V62H77V63H74L73 62V60H75L74 58L72 59V57L71 56H68V55H66L67 53H66V50H68L69 49V46H71L72 44L70 43L71 42V40L69 41V39H71V38H67V41H69V43L71 44H68V45H66L67 44V41L66 40H64ZM74 38V36H73V41H75V40H77V39H75ZM134 38H135V40H134ZM138 38V39H137ZM143 38H144V40H143ZM230 38V39H229ZM36 39V38H35ZM50 39V38H49ZM57 39H59L58 41H57ZM128 39V40H129ZM134 41H133V40ZM208 39V40H207ZM213 39H214V41H213ZM142 40V41H141ZM192 40V41H191ZM207 40V41H206ZM66 41V43H64ZM118 41V40H117ZM117 41H115V43L117 42ZM140 41V42H139ZM149 41V40H148ZM189 41H191V43L189 42ZM197 41V42H196ZM198 41H199V44H198ZM57 42V43H56ZM254 42H256V40H254ZM84 43V42H83ZM119 43H122V41L120 42L119 41ZM128 43V44H129ZM140 44V45H138V44ZM215 43V44H214ZM86 44V43H85ZM151 44V45H150ZM198 44V45H197ZM242 44V45H241ZM52 45V46H53ZM87 45V44H86ZM154 46H157V45H155V44H153ZM211 45H213V46H211ZM217 45V46H216ZM247 45V46H246ZM68 46V47H67ZM73 46V45H72ZM75 46L74 47H72V48H75ZM99 46V45H98ZM96 47V48H99V47ZM102 46H104V48L103 47H101V49L102 50H100V49H97L98 50V52L96 51V53L98 54V53H100L99 51H101V53H100V55H102V56H99L98 55V57H99V59L100 58H102V61H103V57L104 56H106V57H104V59H105V61L106 62H108V59H107V56L109 57V55H111L107 50L105 51V49L107 48L105 45H102ZM141 46V47H140ZM145 46L143 47V48H145ZM249 46V47H248ZM251 46V47H250ZM54 47V46H53ZM57 48H58V46H56ZM62 47V48H61ZM94 47V46H93ZM92 47V49L94 50V48ZM66 48H68V49H66ZM71 48V47H70ZM89 50H88V49ZM96 48H95V50H96ZM153 48V49H152ZM91 49V50H92ZM149 49H151V50H154V51H151V50H149ZM162 49V48H161ZM59 50V49H58ZM87 50V51H86ZM129 50H131V49H129ZM82 51H86V52H83L84 54H83V56L81 57V59H80V56L82 55ZM103 51V52H102ZM148 51H149V54L148 55H146L147 53H148ZM188 51V52H187ZM30 52V51H29ZM105 52H106V55H105ZM66 53V54H65ZM152 53V54H151ZM74 54V55H75ZM192 54H194V57H193V55ZM79 55V56H78ZM133 55H135L134 57H133ZM145 55V56H144ZM150 55V56H149ZM70 57V58H68V59H70V60H68L67 61V57ZM85 56V57H84ZM86 56H89V58L88 59H91V60H89V63L88 64H90V65H87L86 66V63H85V67H82V66H84V64H82L83 62H88L87 60H86ZM150 58H148V57ZM164 56V55H163ZM263 56V57H262ZM84 57V58H83ZM146 57V58H145ZM166 57V58H167ZM148 58V59H147ZM169 58H168V61H169ZM85 59V60H84ZM152 62V64H151V62ZM171 60H172V62H171ZM72 61V62H71ZM145 61L148 63V62H150V64L148 63V65L145 63ZM155 61V60H154ZM106 62H104L103 63V65L105 66V67H103L102 66V63H101V65H100V67H103L104 68V70L103 71H105L104 73L106 74V70H109V69H112V66H110V67H108L109 69H106L107 67V63ZM133 62V61H132ZM135 62H133L134 64H136ZM156 62V61H155ZM71 63H74V64H71ZM106 63V64H105ZM109 63H111V62H109ZM108 63V64H109ZM138 64V63H137ZM178 64V65H177ZM93 65H95L94 67H93ZM133 65V64H132ZM182 65V66H181ZM78 66V68H75V67H77ZM135 66H137V65H134V67ZM148 66H149V69H148ZM151 66V67H150ZM157 66V67H156ZM170 66V67H171ZM178 66H180V67H178ZM95 69L96 68V70H94L93 68ZM134 67H132L131 66V69L130 70H132V68L134 69ZM176 67H177V70H176ZM82 69V71L81 70H79V69ZM92 68V69H91ZM128 68V67H127ZM127 68H123V69H127ZM130 68V67H129ZM183 68V69H182ZM74 69H76V70H74ZM83 69H85L84 71H83ZM136 69H138L137 67L135 68V70ZM141 69V68H140ZM128 70V69H127ZM126 70V71H127ZM139 70V69H138ZM95 71V72H94ZM41 72H43V70L41 69ZM128 73H129V71H127ZM80 73V74H79ZM95 73V74H94ZM132 73V72H131ZM130 73V74H131ZM133 73H135V75H138L137 76V78L138 77H140V82H141V84H143V85H145V82H142L143 81V77H141V75H140V72H138L137 71V73H136V71L134 72L133 71ZM139 73V74H138ZM44 74H45V72H44ZM78 74V75H77ZM83 74H82V76H80V81L83 83V86H82V83L81 82H79V79L77 78V77H75L74 76V78H75V80L77 79L78 80V82L81 84V86H82V90H81V86H80V84H78V82L77 83H75L76 81L74 80V78H73V80L75 81L74 83L72 82L70 85H69V87L67 86L66 88H68V90L69 91H67L66 92V90L65 91H63L62 93H65L66 92V94L68 95V96H70L71 95V93H72V95L74 96V94L76 93V95H78V96H75V97H77V98H85V96H87V94H85V92L83 91L85 88V84H87V82H86V77H88V76H86V77H84L83 76ZM142 74V73H141ZM163 74V73H162ZM72 76L71 77H73V74H71ZM104 75V74H103ZM103 75H102V77H103ZM140 75V76H139ZM144 75V74H143ZM149 75V76H148ZM160 76H161V74H160ZM145 77V76H144ZM167 77V76H166ZM165 77V78H166ZM172 77V78H171ZM81 78H84V80H81ZM72 79V78H71ZM141 79H142V81H141ZM72 80V81H73ZM87 80H89V78H87ZM150 81V82H149ZM163 83H162V82ZM167 82V83H168ZM219 82V83H218ZM222 82H223V84H222ZM100 83H104L103 81H101V82H99L98 81V84H100ZM158 83V84H157ZM162 85H161V84ZM216 83H217V85H216ZM74 84L75 85H77L76 86V88H77V91L75 92V90H76V88H75V90H74ZM107 87H109V85L110 84H108V82H107V84L106 83H104ZM258 84H260V85H258ZM161 85V86H160ZM166 85V86H165ZM169 85H172V90H173V88H174V95L176 96V94L179 96V99H177V103H180V104H178L177 105V103H176V101H174L175 99L174 98H172L171 97V93L168 91V88H167V86H169ZM220 85H222V86H220ZM72 86H74L73 87V90H74V93H73V90H71L72 89ZM78 86H80V87H78ZM147 86V85H146ZM164 86H165V89H164ZM211 86H212V88H211ZM216 87V89H217V86H218V88H219V92L217 93L216 92V89H215V87ZM258 86V87H257ZM71 87V89H69ZM148 87V86H147ZM214 87V88H213ZM87 88V87H86ZM150 88V87H149ZM224 88H227V90H230V91H227V90H224ZM222 89V90H221ZM71 90V91H70ZM157 90V91H156ZM161 90H163L162 91V93H161ZM213 90H214V92H213ZM236 90V91H235ZM79 91V92H78ZM80 91H83V92H80ZM168 91V92H167ZM208 91H211L212 93H216V95L215 96H213V94L211 93V92H209V93H211L212 94V96H209V95H207V94H209L208 93ZM218 91V90H217ZM221 91L223 92V93H221ZM60 93L59 91H55L54 93L55 94H58V93ZM71 92V93H70ZM82 93V94H80V96L81 97H79V94L78 93ZM224 92H226L227 94H225ZM235 94H234V93ZM69 93H70V95H69ZM157 93H159V94H157ZM219 93H221L222 95L220 96V94ZM47 94V93H46ZM85 94V95H84ZM154 94V93H153ZM160 94H162L161 96H163V94H165V98L166 99H164V96H163V98L160 96ZM218 94V95H217ZM84 95V96H83ZM170 95V96H169ZM156 96H158V97H160L161 99H159L158 97H156ZM177 96V97H178ZM108 97H112V96H108ZM171 97V98H170ZM251 97V96H250ZM252 97H253V95H252ZM82 98V100H81V102L84 100H86V99H88V97L86 98V99H83ZM232 98H234V100H232V101H235V103L233 104V103H231V99ZM105 99V98H104ZM110 98H107L106 97V99H105V102H103V103H101V104H106V106H105V108L107 107L108 108V110H109V105H108V100H109ZM162 99H164V100H166V101H163ZM174 99V100H173ZM65 100H67V99H65ZM80 100L78 99L77 101L78 102H80ZM107 100V101H106ZM161 100V101H160ZM75 101H76V99H75ZM84 101H83V103H84ZM162 101H163V104H164V102L166 103V105H163V106H166V107H164L163 108V110L161 109V111H159V109L160 108H162V107H160L161 106V104L160 103H162ZM219 101H221L220 103H219ZM95 102V101H94ZM91 103H92V106H91ZM90 103V107L92 108L93 107V109H96V104H97V101H96V103H93V101ZM155 103V104H156ZM171 103H175V104H172V107L174 108L172 111H170L169 112V110H170V107H171ZM205 103H206V106H204L205 105ZM218 103H219V106L220 107H218ZM224 105V103H226L227 104V106L225 105V106H221L222 104ZM169 104H170V106H169ZM198 104V105H197ZM204 104V105H203ZM94 105H95V107H94ZM99 105V104H98ZM198 107V109H197V107ZM201 105H202V107H203V109L205 110L204 112H205V114H206V118L207 119H205L204 120V118L205 117H203V115L205 116V114H204V112L202 113V115H201V117H203V118H201V120H198V119H200V116H198L199 114H201V112L200 111H202L201 110ZM217 105V106H216ZM104 106V105H103ZM176 106H178L179 107V110H178V108H175ZM160 107V108H159ZM169 107V108H168ZM218 107V108H217ZM224 107H226V108H224ZM259 107V106H258ZM261 107V106H260ZM259 107V108H260ZM100 108H102V109H98L99 110V114H101L102 113V111L101 110H103V107H102V105H101V107ZM107 108H106V111H107ZM192 108H194V111H193V113H195V114H193L192 113ZM195 108H196V112H195ZM223 108V109H222ZM230 108H231V110H230ZM123 109H124V111H123ZM132 110V113H131V110ZM136 110V112L134 111V110ZM155 109V108H154ZM172 109V108H171ZM176 109H177V113H176ZM189 109H191V111L189 110ZM217 109V110H216ZM219 109L221 110V111H219ZM119 110H121V111H119ZM130 110V111H129ZM165 110V111H164ZM197 110H200L199 111V114H197ZM230 110V111H229ZM104 111V110H103ZM105 111V112H106ZM176 113V115H177V117H176V115H175V113ZM207 111V112H206ZM101 112V113H100ZM130 112V114L129 115H133V113L134 114H136V115H133V116H129L128 115V113ZM166 113V115L165 114H163V113ZM172 112V113H171ZM232 112H234V115L232 114ZM123 113H125L124 115H123ZM174 113V114H173ZM231 113V115L230 116H232L233 115V119H231L230 117H228L229 116V114ZM246 113V112H245ZM105 113L103 112V114H102V116L104 115ZM149 114H150V118H148V116H149ZM260 114V115H259ZM128 115V116H127ZM156 117H155V116ZM158 115H160V114H158ZM172 115V118L170 117ZM221 115V116H220ZM223 115H225V116H223ZM253 115H251L252 117H253ZM262 115H264V113L262 114ZM102 116L100 117V119L102 118ZM107 116H109L108 118H107ZM118 116H120L119 118H120V120L118 121V120H115V119H117V117ZM136 117V120L134 119L135 117ZM152 116V117H151ZM165 116L167 117L166 119H165ZM175 116V118L176 119H174L173 117ZM192 116H194V117H192ZM197 116V117H196ZM222 116H223V118H222ZM235 116V117H234ZM104 117V116H103ZM133 119H132V118ZM142 118V120H141V118ZM161 117V116H160ZM169 117V118H168ZM199 117V118H198ZM224 117H226V118H224ZM238 117V118H237ZM247 119V120H245V118ZM251 117V118H252ZM255 117H253L254 118V120H257V118H255ZM112 118V122L114 121V123L112 124L111 123V121H110V119ZM115 118V119H114ZM153 118H155V119H153ZM171 118V119H170ZM230 118V119H229ZM237 118V119H236ZM250 118V119H251ZM108 119H109V122H108ZM158 119H161V118H158ZM157 119V120H158ZM168 119H170V120H172V122H173V120H174V122L171 124V121H169V123H166V122H168ZM178 119V120H177ZM197 119V120H196ZM224 119V120H223ZM227 119V120H226ZM240 121H239V120ZM167 120V121H166ZM176 120H177V123L179 124V126L180 125H183L184 127H185V129H184V127L182 126V127H180V128H178V125H177V123H176ZM197 121V123H196V121ZM204 122H203V121ZM209 120V121H208ZM213 120H214V124H216V125H213ZM216 120V121H215ZM217 120L219 121V122H217ZM223 120V122H222V124H221V122L220 121H222ZM230 120V121H229ZM79 122H80V120H78ZM77 121V122H78ZM118 122V125H117V123L116 122ZM125 121V120H124ZM144 121H145V119H144ZM179 121V122H178ZM209 123H208V122ZM210 121H211V123H210ZM251 121V120H250ZM78 122V125L80 124V126L79 127H81V124L82 123H79ZM106 122H108V123H106ZM160 122V121H159ZM193 122V123H192ZM199 122H202V123H199ZM217 122V123H216ZM232 124H231V123ZM241 122V123H242ZM110 123V124H109ZM119 123H120V125H119ZM126 123V124H125ZM187 123H188V125H187ZM194 124V125H192V124ZM208 123V124H207ZM239 123H237V125H239ZM245 123V122H244ZM116 124V125H115ZM150 124H151V122H150ZM153 124V123H152ZM169 124V125H168ZM175 124V125H174ZM219 124V125H218ZM220 124H221V127H219L220 126ZM248 124V125H247ZM253 124H255V127H254V125ZM258 124H260V126H262V127H260ZM136 125L138 126V128H137V131H134L133 129H136ZM173 125H174V127H173ZM192 125V126H191ZM196 125V126H195ZM208 125H209V127H208ZM213 125V127H211ZM230 125H229V127H230ZM122 126H121V128H122ZM161 126H162V129H161ZM233 126V127H234ZM245 126V125H244ZM119 127V128H118ZM177 128V130H176V128ZM206 127H208V128H206ZM215 127V128H214ZM111 128V127H110ZM113 128V127H112ZM154 128L155 127H153V130H154ZM159 128V127H158ZM165 128V129H164ZM173 128V129H172ZM183 128V129H182ZM186 128H187V130H186ZM213 128V129H212ZM234 128H236V127H234ZM240 128V127H239ZM239 128L238 129H235L236 131H238L239 130ZM124 129V128H123ZM151 129H152V127H151ZM175 129V130H174ZM181 129H182V131H184L186 134L188 133L189 135H190V137H191V139L188 141V142H182L181 140L182 139H180L181 138V134L182 133H184V132H182L181 131ZM189 129H191V131L190 132H188V130ZM205 129H207V130H205ZM159 130V129H158ZM158 131V132H161V131ZM204 130H205V132H204ZM209 130H212V131H209ZM213 130H214V133H213ZM218 130V131H217ZM220 130V131H219ZM141 132L140 134L138 133V132ZM181 131V132H180ZM206 131H208V132H206ZM218 132V134H216L215 132ZM176 132V133H175ZM180 132V133H179ZM223 132V133H222ZM258 132V133H257ZM131 133H133V135L131 134ZM137 133V134H136ZM207 133V134H206ZM213 133V134H212ZM219 133H221V134H219ZM121 134H120V136H121ZM138 134L140 135V136H138ZM180 134V135H179ZM204 134L205 135H208L207 137L205 136V139L203 138L204 137ZM211 134H212V137H211ZM217 136V138L215 139V135ZM127 135H129L130 136V138H129V136H127ZM131 135H132V137H133V139H135V142L134 143H136V144H138V142L140 141L141 142V145L140 144H138V146H136V144H134L132 141H133V139L131 138ZM135 135H137V136H135ZM113 136L112 137H110V139L113 141V142H111L110 143V146H111V144L112 143H114V140L117 138V136L115 137V138H113ZM118 137V138H122L123 139V137ZM155 136V137H154ZM166 136L168 137L166 140H165V138H166ZM180 136V137H179ZM211 138H210V137ZM242 136V137H243ZM135 137V138H134ZM179 137V138H178ZM218 137H219V139H221V140H223L222 142H220L221 140H218ZM224 137V136H223ZM242 137L240 136L239 138H241V139H239V140H242ZM127 138H129V139H127ZM142 138V139H143ZM149 138V137H148ZM159 138V136L157 137V139ZM178 138V139H177ZM247 138H249V137H247ZM253 138V139H252ZM256 138V139H255ZM261 138V139H260ZM130 139H132V140H130ZM140 139V140H139ZM149 139V140H150ZM157 139L155 140V142L157 141ZM160 139L157 141V142H160ZM255 139V140H254ZM258 139V140H257ZM118 140V139H117ZM137 140H139L138 142H137ZM146 140H148L147 138H146ZM174 140V141H173ZM178 140V141H177ZM234 140V139H233ZM251 140H254V141H252V143H251ZM179 141H181V142H179ZM246 141V142H245ZM257 141V142H256ZM139 142V143H140ZM247 142L249 143V144H247ZM255 142V143H254ZM260 142V143H259ZM182 145H181V144ZM187 143V144H186ZM191 143V144H190ZM222 143V144H221ZM242 143V142H241ZM251 143V144H250ZM131 144V145H130ZM133 144H134V147H133ZM157 144V145H156ZM183 144H184V146L185 147H183ZM190 144V145H189ZM255 145V146H252V145ZM257 144H259L258 146H257ZM122 145V146H123ZM140 145V146H139ZM187 145H189V146H187ZM222 145V146H221ZM237 145V146H236ZM248 147H251V150H250V148H248ZM182 148H181V147ZM190 146H191V149H190ZM193 146V147H192ZM232 146V145H231ZM230 146V148H232ZM187 147H188V149H187ZM224 147V148H223ZM245 147H247V148H245ZM256 147V148H255ZM119 148V147H118ZM158 148V149H157ZM159 148H161L162 149V151H161V156H162V153L164 154V156L163 157H161V156H159V154H160V152L159 153H157V151L156 150H159ZM186 149V151H185V149ZM193 148H194V150H193ZM232 148V149H233ZM253 148V149H252ZM160 149V150H161ZM233 149V150H234ZM242 149H244L243 151H245V152H247V153H245V155L244 154H242V152H241V150ZM134 150H132L133 152H134ZM174 150V151H173ZM187 150H188V152H187ZM190 150V151H189ZM253 150V151H252ZM144 151V152H143ZM153 151V152H152ZM165 151V152H166ZM168 151H169V153L171 154V156H168ZM171 151H173V152H171ZM187 152V153H185V152ZM251 151V152H250ZM124 152H126V151H124ZM134 152V153H135ZM152 152V153H151ZM232 152H234V154L232 153ZM253 152V153H252ZM135 153V154H136ZM173 153V154H172ZM182 153H184V154H182ZM244 153V152H243ZM257 154H258V152H256ZM255 153V154H256ZM112 154V153H111ZM111 154H110V156H111ZM133 154V153H132ZM135 154H134V156H135ZM166 154H167V156H166ZM169 154V155H170ZM187 155V156H186ZM188 155H189V157H188ZM193 155H194V157H193ZM172 156L174 157V158H172ZM155 157V159H153ZM167 157H169V160H171L172 161V159L173 160H175V161H173V162H175L174 164L176 165V166H174V164L171 166V164H172V162L171 161H169L168 160V158ZM193 157V158H192ZM239 159H238V158ZM145 158V159H144ZM161 158V160H159ZM170 158H172V159H170ZM188 158H190V160H188ZM148 159L150 160L149 161V163L147 162L148 161ZM164 159V160H163ZM185 159H187L186 161H188V162H190V163H188V165H189V168H192V170L195 168V170H196V173H197V175L195 174V173H193L191 170V173H189L188 171L187 172H183L184 174L185 173H189V176H190V174H192L193 173V175H195V180H193V178L191 177H188V174L186 175H184L183 173H182V170L180 169L181 168V166H180V164H182V162H184L185 163V166H187V168H188V165H186V161H185ZM237 159V160H236ZM156 161V164L159 162V161H165V163L167 164V160L169 161V162H171V164H170V166H171V171H172V167L173 168H175V170L173 171L174 172V176L172 175H170V173H171V171H170V168L168 169V167H167V165L166 164H164V163H161V162H159V164H163V167L161 166V168L160 167H158L159 169H161V170H165V167H164V165L166 166V170H169L170 171V173H169V171L168 172H166V170H165V172H163V171H161V170H154V168H155V166H154V168H153V171H152V161ZM241 161L242 163H241V165L243 166V167H246V168H248L249 170H247L249 173H250V176H249V178H247L248 177V175H247V177L246 176H244L245 177V179L247 178V179H249V180H245L244 181V177L242 176L243 174H241V172H240V168H238V166H237V164L238 163H236V161ZM153 161V164H155V162ZM123 162V161H122ZM133 165V166H134ZM141 165H142V168H140L141 167ZM247 165H249V167L247 166ZM169 166V167H170ZM180 166V167H179ZM250 166H251V168H250ZM183 167H184V164H183ZM240 167V166H239ZM128 168V169H129ZM156 168H157V165H156ZM162 168H164V169H162ZM176 168H177V170H176ZM236 168V169H235ZM238 168V169H237ZM147 169V170H146ZM96 169L94 168V170L93 171H95ZM195 170H193L194 172H195ZM92 171V172H93ZM97 171V170H96ZM236 171H238L237 172V174H236ZM138 172H140V173H138ZM153 172V173H152ZM160 172H162V173H160ZM173 172H172V174H173ZM175 172H177L176 174H175ZM239 172H240V174H241V176L243 177H240L239 175ZM142 173V174H141ZM160 173V174H159ZM163 173H165V174H163ZM160 176H159V175ZM169 174V175H168ZM252 174H253V176H255L254 175V172H252ZM256 174V173H255ZM139 175V176H138ZM147 175V179H146V176ZM149 175V176H148ZM162 175H164V176H162ZM168 175V176H167ZM193 175H191V176H193ZM130 176V177H131ZM141 176H143V177H141ZM234 176H237V177H234ZM129 177V179H131ZM167 177V178H166ZM241 179H243V180H241L240 181V178ZM140 178H143L144 179V182L142 181L143 179H140ZM231 178H233V179H231ZM230 179V180H229ZM179 180L180 181H182V183H179ZM229 180V181H228ZM251 180V181H250ZM142 181V183H140V182ZM251 182V184H250V182ZM254 181V182H253ZM244 183L245 182V184L244 185H242V183ZM184 183V184H183ZM240 183V184H239ZM252 183L254 184V185H256V187H258V188H256L255 186H253L252 185ZM182 185L183 184V186H179V185ZM205 184V185H204ZM126 185V188L124 187ZM131 185H133V186H131ZM137 185V187L135 188V186ZM186 185H188V186H186ZM190 185V186H189ZM236 185V186H237ZM247 185H249V187H247ZM121 186V187H122ZM131 186V187H130ZM143 186V187H142ZM129 187V190L130 189H133V187L136 189L135 191H134V189L133 190H130L129 192V194L128 195H126V194H124V191H127V193H128V190H125V189H127ZM187 187H188V189H189V191L193 188V190H194V188H198V190H199V195L197 196L196 194H195V196H197L196 198H198V199H195V201H193L192 199H190L189 197H187L186 195H187V191H188V189H187ZM191 189H190V188ZM261 187V188H260ZM186 188V189H185ZM243 188V189H244ZM140 189V190H139ZM243 189H241V192L243 193ZM258 189V190H257ZM138 190V191H137ZM197 190V189H196ZM198 190H197V192H198ZM207 190V196H208V198L205 196V195H203V193H206L205 191ZM112 191H114V189L112 190ZM112 191L110 192V193H112ZM184 191L186 192V193H184ZM195 191V190H194ZM226 191V192H225ZM132 192V193H131ZM239 192H240V190H239ZM126 193V192H125ZM189 193V192H188ZM201 193V194H200ZM222 194V195H221ZM254 194V195H253ZM190 195V194H189ZM135 196V197H136ZM195 196H194V198H195ZM220 196V197H219ZM223 198H222V197ZM252 196H254V198L252 197ZM202 197V198H201ZM250 197L252 198V199H250ZM103 198H105V197H103ZM191 198H193L192 196H191ZM64 199V198H63ZM101 199H102V197H101ZM135 199V198H134ZM133 199V202H134V205H136V208H138V206H139V208H142L141 207V203H139V199L138 198H136L137 200H134ZM222 199H224L223 201H222ZM237 199V198H236ZM65 202H64V200H63V202H62V205H64V207H66V206H68V205H66L67 203V199L65 198ZM106 200V199H105ZM112 200V199H111ZM139 200V201H138ZM191 200V201H190ZM219 200L221 201L220 203H219ZM115 201V198H113V200L111 201L112 203ZM178 203H177V202ZM254 201H255V204H254ZM71 203H72V201H70ZM70 202H68L69 204H70ZM101 202H104V200L102 199V201ZM133 202H131L132 204H133ZM250 202V203H249ZM261 202V201H260ZM259 202V203H260ZM66 203V204H65ZM135 203H137V204H135ZM177 203V204H176ZM220 205H224V207H226V208H224L223 206H220ZM223 203V204H222ZM253 203V204H252ZM258 203V204H259ZM104 204H106V203H104ZM139 204V205H138ZM152 204L153 205H155L154 206V210H150V208L152 207ZM159 204V205H158ZM261 204H262V202H261ZM109 205V204H108ZM112 204H110V206H111ZM177 205H179V209L177 210V212L178 211H180V214H181V216L179 217V215L177 214V212H174V213H176V215H175V218H177V215H178V218H177V220H178V222H176V220H175V218L174 219H172L173 218V215H174V213H173V210L175 209L176 210V207H177ZM95 207L96 206H98V205H94ZM107 206V205H106ZM116 205L114 204V207H108V210H111L112 208V211H110V212H107L106 210H107V207H106V212L107 213H110V215H111V212H113V216L111 215V220H114V218L116 217V218H119L120 219V221H118L120 224H124L125 222H127V220H124V216H121L120 215V217L121 218H123V220L125 221H123V220H121V218L119 217V213H114V208L116 209V207H115ZM208 208H207V207ZM220 206V207H219ZM100 207H105V205L103 206H101L100 205ZM146 207V208H145ZM158 207V208H157ZM181 207L183 208V209H185L186 208V210H183V209H181ZM244 207V208H243ZM249 207H247V208H249ZM255 207H253L252 208V211L255 209ZM99 208V207H98ZM97 208V209H98ZM188 208V209H187ZM204 208V210H205V212H206V215L204 214V212H202L203 209ZM206 208L208 209L207 211H206ZM216 208H217V210H216ZM219 208V209H218ZM221 208H222V210H221ZM226 209V211H224V209ZM232 208H234V207H232ZM242 208V209H241ZM246 208V209H247ZM66 209V208H65ZM92 209H93V206H92ZM104 208H101V210H103ZM151 209H153V207L151 208ZM235 209V208H234ZM241 209V210H240ZM94 210H96V208L94 209ZM100 210V211H101ZM146 210V211H145ZM174 210V211H175ZM182 210H183V212H182ZM216 210V211H215ZM221 210V211H220ZM100 211H98L97 210V216H99V213H100V216H102V218H100V220L102 221L103 220V215H101V212ZM104 211V212H105ZM186 211H190L189 213H191L192 215H194L195 214V218H193V217H191L190 218V216H189V214L186 212ZM128 212V213H129ZM149 212H150V214H149ZM184 212H186L187 214H188V216H187V214L186 213H184ZM193 212V213H192ZM200 212H201V214H200ZM234 212V214H232V212L230 213L231 215H234L235 216V214H237L238 213V211H233ZM250 212V211H249ZM254 212H255V210H254ZM257 212V211H256ZM128 213H127V215L125 216V217H127V218H129V216H128ZM179 213V212H178ZM184 213V214H183ZM216 213V214H215ZM106 214V213H105ZM114 214H117L116 216L114 215ZM155 215V214H154ZM153 215V216H154ZM182 215L184 216L183 218H182ZM201 215H203L204 217L206 216L207 217V219H206V222L204 223V222H202L203 224H205L204 226H205V230L203 229V227H201L200 225H201V221L204 219V218H202V216ZM252 215V216H251ZM115 216V217H114ZM152 216V217H153ZM227 216V217H226ZM241 217V219H240V217ZM109 217V216H108ZM108 217L107 218H105V220L107 219L108 220ZM185 217L186 218H188L186 221H188L187 222V224H185ZM113 218V219H112ZM115 218V219H116ZM159 218V219H158ZM171 218V219H170ZM181 218V219H180ZM201 218H202V220H201ZM110 219V218H109ZM141 219H143L142 220V222H143V224H142V222H139L138 223V221H141ZM153 219H155V216H154V218ZM184 219V220H183ZM117 220V219H116ZM130 220H131V217H130ZM130 220H128V223L127 224H130V223H132V221H130ZM150 220H151V222H150ZM156 220V219H155ZM167 220H170V223H172V221H173V223L172 224H170L169 223V221H167ZM172 220V221H171ZM191 220V221H190ZM192 220H193V222H192ZM251 220V221H252ZM115 221V220H114ZM130 221V222H129ZM180 221H182V222H180ZM196 221V222H195ZM111 223L113 222V221H110ZM116 222V221H115ZM118 222H116V224L114 225V226H117L118 224ZM135 222H133L134 224H136ZM174 222H176L175 223V225H184L183 227L181 226V230H183L182 232H183V234H182V232L180 233L181 235H183L185 238H183V236H181L182 237V240H181V237H178L177 236V238H175V237H173L172 236V234L171 233H175V232H173L174 231V229H175V231H177V227H179V226H174L173 227V229L172 230H170L171 229V225L173 226V224H174ZM184 222V223H183ZM191 222V223H190ZM196 224H195V223ZM114 223V222H113ZM152 225H151V224ZM168 223V224H167ZM188 223H190L191 224V226H190V224H189V226H188ZM194 223V224H193ZM242 223H245V222H242ZM119 224V225H120ZM170 224V226H167V225H169ZM230 224H231V222H230ZM110 225V224H109ZM112 225V224H111ZM109 226V227H113V226ZM166 225V226H165ZM187 225V227H189V230H188V232H186V233H184V231H187V227H186V229H185V226ZM221 226L222 225V227H221V229H220V232L218 231L219 230V226ZM224 225V226H223ZM244 225H247L246 223L244 224ZM248 226H249V224H248ZM149 227H150V229H149ZM190 227H191V229L192 230H190ZM217 227V228H216ZM117 229H118V227H116ZM119 229H120V227H119ZM149 229V230H148ZM201 229L202 230H204V231H206V230H208L207 232H204V234L203 233H201L202 231H201ZM124 230V231H123ZM136 230H139L138 232H136ZM150 230H152L151 231V235H150ZM171 232H170V231ZM214 230L216 231V235H215V233H214ZM223 230V232L221 233V231ZM134 231V234H133V236L130 238L129 237V235L126 237V235L129 233H131V232H133ZM153 231H155V232H153ZM179 231V230H178ZM178 231H177V234H178ZM190 231V232H189ZM224 231H226V232H224ZM244 233H243V232ZM136 232V233H135ZM210 232V233H209ZM211 232H212V235H211ZM219 234H218V233ZM122 233H124V234H122ZM125 233H127V234H125ZM206 233H208V235L206 234ZM223 233H227L228 235H225V234H223ZM230 233V234H229ZM147 234V236H145ZM151 236V238L149 237V235ZM153 234V235H152ZM206 234V235H205ZM245 234V236H248V237H243V238H245L244 240H243V238H242V236L241 235H244ZM155 235H157V239H156V242H155V239L152 237V236H155ZM174 235V234H173ZM225 235V236H224ZM219 236H221L222 237V239H220L221 237H219ZM224 236V237H223ZM239 236V237H238ZM129 237V238H128ZM170 237V238H169ZM173 237V238H172ZM124 238H126V239H124ZM150 238V239H149ZM219 240H218V239ZM238 238H239V242H238ZM247 238H248V241H247ZM253 238H254V240H253ZM130 239V242H131V244L129 243V240ZM152 239H154V244L153 243H151V242H153V240ZM175 239L176 240H178V242H180L181 241V244H183L184 242V244H183V246L182 245H180V243H176L175 242ZM186 239V240H185ZM217 239V240H216ZM144 240V241H143ZM151 240V241H150ZM180 240V241H179ZM213 240H216V242L217 241H219V242H221L219 245V248H215L214 246H213V244H216L217 245V243H215V241H213ZM258 240H259V242H258ZM142 241L144 242V244L142 243ZM148 241H150L149 243H146V242ZM182 241H183V243H182ZM242 241V242H241ZM256 242V245H254L253 244V242ZM127 242H128V244H127ZM161 242V243H160ZM171 242V241H170ZM214 242V243H213ZM229 241H228V238H227V241L225 242V244L226 243H228ZM254 242V243H255ZM134 243V242H133ZM240 243V244H239ZM252 244V246H251V244ZM149 244L152 246V247H147V246H149ZM155 244H156V246H155ZM158 244V247L160 246ZM168 244H169V242H168ZM171 244V243H170ZM221 244H223V245H221ZM229 244V243H228ZM243 244V246H241ZM122 245H120V247L122 246ZM163 245H161V247L163 246ZM227 245V244H226ZM239 247H238V246ZM245 245V246H244ZM126 246H124V247H126ZM155 246V247H154ZM165 246V245H164ZM170 246V245H169ZM168 245H166L165 247H166V249H168V250H164L165 252H169V250H171L172 249V246H171V249H170V247H169ZM218 246V245H217ZM236 246V247H235ZM249 248H248V247ZM254 246V247H253ZM262 246V247H261ZM123 247V248H124ZM154 247V248H153ZM164 247V248H165ZM169 247V248H168ZM243 247V248H242ZM260 247V248H259ZM122 248V247H121ZM150 248L152 249V250H150ZM244 248H245V250H244ZM252 248V249H251ZM254 248V249H253ZM255 248H257L256 250H255ZM126 248H125V251L127 250ZM212 249H216V250H218V251H221V252H219V253H217L216 255L215 254H213L212 253ZM242 249L244 250L243 252H245L244 254H245V256L242 254L241 255V252H242ZM138 250V251H139ZM144 250V251H143ZM150 250V251H149ZM160 250H162V249H160ZM239 250H241V252L239 251ZM259 250V251H258ZM128 251V252H129ZM138 251L136 250L135 252H137L138 253ZM143 251V252H142ZM147 253H146V252ZM237 251H239L238 253H237ZM263 251V252H262ZM127 252V251H126ZM148 252H150V253H148ZM156 252V251H155ZM210 252H211V254H210ZM130 253V252H129ZM129 253H127L128 254V256H129ZM134 253V252H133ZM158 253H159V250H157V252H156V254L158 255ZM169 253V254H170ZM222 253V254H221ZM247 253H249V252H247ZM219 254L221 255V256H219ZM261 254H263V255H261ZM154 255V256H153ZM238 255V256H237ZM248 255V254H247ZM258 255H259V260H258ZM261 255V256H260ZM98 256V255H97ZM102 255L100 254V257H101ZM145 256V255H144ZM148 256V255H147ZM146 256V257H147ZM216 257V259H213L214 257ZM99 257V256H98ZM145 257V258H146ZM212 257V258H211ZM224 257V258H223ZM221 258H223V259H221ZM213 259V260H212ZM229 259V260H228ZM241 259V258H240ZM246 259V260H245ZM98 260V259H97ZM96 260V261H97ZM258 260V261H257ZM130 261L131 262H133L132 261V258H130ZM138 261V260H137ZM157 261V260H156ZM214 261H215V263H214ZM217 261V262H216ZM252 262H253V260H251ZM134 262H135V259H134ZM134 262H133V264H134ZM226 262V263H225ZM259 262V263H258ZM141 263V264H142ZM157 262H155V264H156ZM135 264H138V263H135Z\"/></svg>",
  "mask_w": 264,
  "mask_h": 264
}]
</instances>
